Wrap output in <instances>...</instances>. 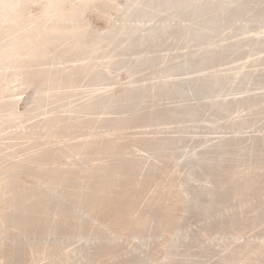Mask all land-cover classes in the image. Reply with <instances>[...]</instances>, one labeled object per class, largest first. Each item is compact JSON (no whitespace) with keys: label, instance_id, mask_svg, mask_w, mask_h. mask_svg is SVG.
I'll use <instances>...</instances> for the list:
<instances>
[{"label":"bare ground","instance_id":"6f19581e","mask_svg":"<svg viewBox=\"0 0 264 264\" xmlns=\"http://www.w3.org/2000/svg\"><path fill=\"white\" fill-rule=\"evenodd\" d=\"M128 0H126L127 2ZM133 1V0H132ZM135 1V0H134ZM133 1V2H134ZM146 0H144L145 2ZM157 1V0H156ZM162 1V0H159ZM174 1V0H173ZM172 1V2H173ZM177 1V0H176ZM175 1V2H176ZM220 1V0H219ZM251 1V0H250ZM136 2V1H135ZM138 2V1H137ZM141 2V1H140ZM163 2H165L163 0ZM162 2V7L164 6ZM168 2V1H167ZM171 1L168 3H171L174 5ZM180 2V1H179ZM183 2V1H181ZM254 2V1H253ZM107 3V4H106ZM129 3V2H128ZM185 3V2H184ZM34 4L39 5V12H35L32 7ZM101 4H106V6H101ZM130 4V3H129ZM128 4V5H129ZM132 4V3H131ZM143 4V3H141ZM169 4V5H171ZM177 4V3H176ZM260 4V3H259ZM127 5V6H128ZM145 5V4H144ZM148 5V4H147ZM158 5V4H157ZM186 5V4H185ZM207 5V4H206ZM253 5V4H252ZM251 5V7H252ZM264 5V4H261ZM130 6V5H129ZM134 6V5H132ZM138 6V5H137ZM141 6V5H140ZM153 6V5H152ZM175 6V5H174ZM180 6V5H178ZM197 6V5H196ZM260 6V5H259ZM105 7V8H103ZM136 7V6H135ZM133 7V8H135ZM144 7V6H143ZM149 6H146V8ZM161 7V8H162ZM168 7V6H167ZM185 7V6H183ZM182 7V8H183ZM187 7V6H186ZM254 7V6H253ZM252 7V8H253ZM258 7V6H256ZM261 7V6H260ZM264 7V6H263ZM261 7V9L263 8ZM173 8V7H172ZM175 8V7H174ZM240 8V7H239ZM131 7L127 9L125 12L126 14H129L131 12ZM144 9V8H143ZM155 9V8H154ZM165 11V7L163 8ZM170 9V6H169ZM178 9V8H177ZM196 9V8H195ZM255 9V8H254ZM260 9V11H261ZM89 10H95L98 12V14L106 17L109 22H111V25L108 30L106 31H98L93 29L87 19H86V13ZM126 9H124V6L119 3L118 0H0V143H10L8 145L5 144V148H0V261L3 259V250L5 252H8V255L14 252L17 256L19 251L22 249H25L26 247L31 249L35 255L40 254L41 250H45V254L47 253V249L52 247V245L56 244L55 242L49 241L48 238H51L53 236L58 237L60 236L62 239V236L67 231H73L76 232H83V235L85 233L91 234V238H95L96 236L100 237V235H97L98 229L101 231L103 228L106 230H110L109 233L107 232V235L113 234L114 239H103L100 241V239L94 240L92 244L89 243V246L91 250L81 249L80 254H77L78 256H81V253L84 258V262L78 261V263L81 264H96L95 262L97 260H100L101 257H104L106 253L110 256L108 262L107 260L102 264H131L129 260L120 261L118 260L119 253L123 252L116 248L115 240L118 238H121L120 236H130L135 239L138 235H144L148 234L151 230H154L155 232L158 231L159 233L166 232L171 229L172 226H178L174 230L175 233H177V230H180L179 235L181 233L182 236H187L184 230L180 228V221L171 214L170 209L166 206L164 203V200L160 197L161 193L156 191L154 187L151 186L152 180H153V173L154 170L159 166L158 164H161L162 162H165L166 160L160 159L163 156V153H165L167 148L170 149V147H167L166 140H169L167 137L160 138L158 137L156 139L148 140L145 138V140H142L143 138L141 136L137 140H132L130 144L122 143L123 138L127 136L125 132H132L133 128L136 127V125L132 128L131 124L136 123L144 124L149 120L151 123L152 117L162 118L160 114L156 115V112H160L158 109L157 111H153L152 109L150 111H146V113L142 114V108H147L145 106V100L137 99L136 100L131 97H128L126 99H120L118 98L113 99L112 96L105 94L104 92L102 95L101 92L99 94L101 95H95L91 102L87 103L86 105L83 104V102H80L81 104L78 105L75 103V106H72V102L69 104L66 102V99L68 98V95H73L72 93L77 90L80 83L84 81L91 82L96 80L100 81L102 78H105V74L107 72L111 75V66L114 64L123 63L124 59L127 57V52L134 49L136 46H139L142 44L139 41H136V39L133 37L134 34L137 32V23H132V20H130L131 17L127 18V16L123 19L118 18L119 14L122 11L124 12ZM134 10V9H133ZM132 10V11H133ZM138 10V9H137ZM141 10V9H140ZM139 10V12H140ZM149 10V8L147 9ZM158 10V9H157ZM175 10V9H174ZM232 10V9H231ZM263 10V9H262ZM145 11V10H143ZM248 11V10H247ZM258 11V10H257ZM148 12V11H147ZM162 12V11H161ZM171 12V11H170ZM175 12V11H174ZM199 12V11H198ZM135 13V12H134ZM137 13V12H136ZM146 13V12H145ZM145 13H141V16ZM152 12H150L151 14ZM157 13V12H156ZM164 13V12H163ZM167 13V12H166ZM165 13V14H166ZM122 14V13H121ZM162 14V13H161ZM160 14V16H161ZM169 14V12H168ZM167 14V15H168ZM173 14V12H172ZM245 14V13H244ZM132 15H135L132 13ZM130 15V16H132ZM140 15V14H139ZM157 15V14H156ZM170 15V14H169ZM251 15V14H250ZM256 15V14H255ZM263 15V13H262ZM261 15V16H262ZM171 16V15H170ZM199 16V15H198ZM219 16V15H218ZM234 16V15H233ZM236 16V15H235ZM116 17V18H115ZM136 17V15H135ZM144 18V16H142ZM151 17V16H150ZM167 17V16H165ZM174 17V16H173ZM182 17V16H181ZM184 17V16H183ZM189 17V16H188ZM192 17V15H191ZM133 18V17H132ZM138 18V16H137ZM136 18V19H137ZM141 18V17H140ZM142 18V20H144ZM159 18V17H158ZM136 19H134L136 22ZM149 19V18H148ZM174 19V18H172ZM185 19V18H184ZM208 19V18H207ZM213 19V18H212ZM139 19V21H142ZM169 20H171L169 18ZM166 20L165 21H169ZM186 20V19H185ZM138 21V22H139ZM153 21V20H151ZM181 21V20H180ZM160 22V21H159ZM170 22V21H169ZM172 22V20H171ZM175 22V21H174ZM183 22V21H182ZM189 22V21H188ZM199 22V21H198ZM262 22V21H261ZM140 23V22H139ZM144 23V22H143ZM152 23V22H151ZM156 23V22H155ZM154 23V24H155ZM161 23V22H160ZM177 23V21H176ZM193 23V22H192ZM197 23V21H196ZM209 23V22H208ZM150 25V23H148ZM147 24V25H148ZM153 24V23H152ZM158 24V23H157ZM162 24V23H161ZM254 24V23H252ZM140 25V24H139ZM146 26L145 24H143ZM141 25V27H143ZM243 25V24H242ZM153 26V25H152ZM157 26V25H156ZM159 26V25H158ZM163 26H165L163 24ZM162 26L163 31H165V28ZM169 26V25H167ZM174 26V25H173ZM197 26V25H195ZM203 26V25H202ZM210 26V25H209ZM236 26V25H235ZM238 26V25H237ZM257 26V25H256ZM147 27V26H146ZM170 27V26H169ZM251 27V26H250ZM254 27V26H253ZM139 28V27H138ZM144 28V27H143ZM154 28V27H153ZM157 28V27H156ZM233 28V27H232ZM150 29V28H149ZM159 29V28H158ZM248 29V28H247ZM169 30V29H167ZM257 30V29H256ZM143 31V30H142ZM149 31V30H148ZM162 31V32H163ZM181 31V30H180ZM253 31V29H252ZM140 32V30H139ZM137 32V33H139ZM153 32V30H152ZM170 33V31H168ZM173 32V31H172ZM179 32V31H178ZM241 32V31H240ZM263 32V31H262ZM136 33V34H137ZM148 33V32H147ZM167 33V32H165ZM163 32V34H165ZM226 33V32H225ZM260 33V31H259ZM159 34V33H158ZM168 34V33H167ZM174 34V33H172ZM181 34V33H180ZM227 34V33H226ZM254 34V33H253ZM142 35V34H141ZM153 35V34H152ZM145 36V35H144ZM151 36V35H150ZM166 36V35H165ZM169 36V35H168ZM167 36V37H168ZM171 36V35H170ZM227 36V35H226ZM260 36V35H259ZM263 36V35H262ZM158 37V36H157ZM156 37V38H157ZM161 37V36H159ZM166 37V39H167ZM216 37V36H215ZM220 37V36H219ZM251 37V36H249ZM138 38V36H137ZM148 38V36H147ZM151 38V37H150ZM164 38V37H163ZM160 39V38H159ZM198 39V38H197ZM146 40V39H145ZM170 40V39H169ZM168 40V41H169ZM257 40V39H256ZM260 40V39H259ZM156 41V40H155ZM163 42V40H161ZM165 42V41H164ZM263 42V41H262ZM160 43V42H159ZM166 43L167 40H166ZM171 43V42H169ZM188 43V41H187ZM205 44V43H204ZM147 45V44H146ZM155 45V44H154ZM157 45V44H156ZM164 45V44H163ZM167 45V44H166ZM166 45L164 47L166 48ZM169 45V44H168ZM184 45V44H183ZM144 47V46H143ZM148 47V46H147ZM161 47V46H160ZM223 47V46H222ZM154 48V47H153ZM263 48V47H262ZM160 49V48H159ZM164 49V48H163ZM147 50V49H146ZM154 50V49H153ZM165 50V49H164ZM252 50H254L252 48ZM135 51V50H134ZM163 51V50H162ZM260 51V50H259ZM182 52V51H181ZM192 52V51H191ZM149 53V52H148ZM161 54V52H158ZM132 54V53H131ZM137 54V53H136ZM144 54V53H143ZM153 54V51H152ZM159 54V55H160ZM244 54V53H243ZM251 53H249L250 55ZM130 55V54H129ZM157 55V54H156ZM163 55V54H162ZM165 55V54H164ZM173 55V54H172ZM133 56V54H132ZM154 56V55H152ZM161 56V55H160ZM200 56V55H199ZM246 56V55H245ZM163 57V56H162ZM197 57V56H196ZM252 57V55H251ZM259 57V56H258ZM157 58V57H156ZM167 58V57H166ZM205 58V56H204ZM131 59V58H130ZM147 57L145 55H142L139 58L138 61V67L143 65V61L145 62ZM150 59V58H149ZM153 59V58H152ZM158 59V58H157ZM222 59V58H221ZM97 60H100V64L97 65ZM103 60V61H102ZM148 60V59H147ZM216 60V59H214ZM131 61V60H130ZM189 61V58L188 60ZM148 62V61H147ZM151 62V61H150ZM192 62V61H191ZM221 62V61H220ZM129 63V62H128ZM127 63V64H128ZM135 63V62H134ZM195 63V62H194ZM198 63V62H197ZM202 63V62H201ZM205 63V62H204ZM208 63V62H207ZM227 63V62H226ZM148 64V63H147ZM153 65V63H150ZM155 64V62H154ZM158 64V65H157ZM163 64V62L161 63ZM233 64V63H232ZM149 65V64H148ZM151 65L149 67H151ZM201 65V64H200ZM116 66V65H115ZM113 66V67H115ZM156 66H159V62H156ZM187 66V65H186ZM205 66V65H204ZM208 66V65H207ZM213 66V65H212ZM262 66V65H261ZM155 67V66H154ZM162 67V66H161ZM248 67V66H247ZM263 67V66H262ZM127 68V67H126ZM130 66L127 68L129 69ZM134 68V66H133ZM147 68V67H145ZM156 68V67H155ZM205 68V67H203ZM249 68V67H248ZM120 69V68H118ZM122 69V68H121ZM154 69V68H153ZM161 69V68H159ZM199 69V67L197 68ZM217 69V68H216ZM243 69V68H242ZM125 70V69H124ZM133 70V69H132ZM147 70V69H146ZM152 70V69H151ZM150 70V71H151ZM157 70V69H156ZM155 70V71H156ZM208 70V69H207ZM241 70V68H240ZM117 71V68H116ZM121 71V70H118ZM117 71V72H118ZM141 71V69H140ZM149 71V68L148 70ZM178 71V70H177ZM196 71V70H195ZM201 71V70H200ZM215 71V70H214ZM239 71V70H238ZM258 71V70H257ZM113 72V71H112ZM132 72V71H131ZM145 73V70H143ZM152 72V71H151ZM149 72V75L150 73ZM167 72V71H166ZM183 72V71H182ZM190 72V71H189ZM204 72V71H203ZM217 72V70H216ZM221 72V71H220ZM225 72V71H224ZM243 72V71H242ZM261 72V71H260ZM115 73V72H114ZM119 73V72H118ZM136 73H140L137 72ZM184 73V72H183ZM219 73V72H218ZM245 73V72H244ZM250 73V72H249ZM106 74V75H107ZM133 74V72H132ZM148 74V73H146ZM168 74V73H167ZM188 74V73H187ZM191 74V73H190ZM193 74V73H192ZM199 74V73H198ZM202 74V73H201ZM131 75V74H130ZM140 75V74H139ZM186 75V74H185ZM197 75V74H196ZM206 75V73H205ZM213 75V74H212ZM223 75V74H222ZM225 75V74H224ZM249 75V74H248ZM108 76V75H107ZM129 76V75H128ZM143 76V74H142ZM146 76V75H145ZM173 77L172 75H170ZM195 76V75H194ZM218 76V75H217ZM220 76V75H219ZM231 76V74L229 75ZM241 76V75H240ZM247 76V75H246ZM118 77L115 76V78ZM133 77L134 74H133ZM144 77V76H143ZM183 77V76H182ZM196 77V76H195ZM201 77V76H200ZM208 77V76H206ZM215 77V75H214ZM228 77V76H227ZM226 77V79H227ZM235 77V76H234ZM244 77V76H243ZM258 77V76H257ZM109 78V77H108ZM129 78V77H128ZM132 77H130L131 79ZM141 78V76H140ZM146 78V77H145ZM144 78V79H145ZM152 78V77H151ZM167 78V77H166ZM165 78V79H166ZM180 78V77H179ZM205 78V77H204ZM203 78V79H204ZM229 78V77H228ZM232 78V77H230ZM263 80V76L261 77ZM138 79V76L137 78ZM143 79V78H142ZM140 79V80H142ZM155 79V78H154ZM157 79V78H156ZM188 79V78H186ZM199 79V78H198ZM208 79V78H207ZM213 79V77H212ZM218 79V77H217ZM243 79V78H240ZM116 80V79H115ZM134 80V79H131ZM147 80V79H146ZM150 80V77H149ZM152 80V79H151ZM181 80V79H180ZM183 80H185L183 78ZM190 80V79H189ZM195 80V79H194ZM201 80V79H200ZM205 80V79H204ZM211 80V79H210ZM208 80V81H210ZM221 80V79H220ZM111 81V80H109ZM108 81V84H109ZM145 81V80H144ZM148 81V80H147ZM191 81V80H190ZM207 81V80H206ZM215 80L213 79V82ZM227 81V80H226ZM225 81V82H226ZM230 81V80H229ZM232 81V80H231ZM257 81V80H256ZM104 82V81H103ZM107 82V81H105ZM121 82V81H120ZM124 82V81H123ZM143 82V81H141ZM192 82V81H191ZM199 82V80H198ZM211 82V81H210ZM216 82V81H215ZM222 82V81H221ZM224 82V77H223ZM222 82V83H223ZM234 82V81H233ZM232 82V83H233ZM240 82V81H238ZM102 83V82H101ZM100 83V84H101ZM114 83V82H113ZM118 83V82H117ZM133 82H131L132 84ZM135 83V82H134ZM140 83V82H139ZM147 83V82H146ZM149 83V81H148ZM220 83V82H219ZM244 83V82H243ZM253 83V82H252ZM251 83V85H253ZM85 84V83H84ZM94 84V83H93ZM92 84V85H93ZM106 84V83H105ZM107 84V86H108ZM136 84V83H135ZM175 84V83H174ZM180 84V82H179ZM187 84V83H186ZM185 84V85H186ZM190 84V83H189ZM196 84V82L194 83ZM201 84V82H199ZM198 84V85H199ZM203 84V82H202ZM205 84V83H204ZM213 84V83H212ZM221 84V83H220ZM227 84V83H226ZM225 84V86H226ZM88 85V84H87ZM96 86V84H94ZM99 86V84H97ZM103 85V84H102ZM101 85V86H102ZM112 85V84H111ZM114 85V84H113ZM142 83L139 84V88ZM156 85V83H155ZM197 85V86H198ZM240 85V84H239ZM245 85V84H244ZM35 87V100L33 107L24 112L20 113L15 110V107H11L15 104V92L25 89L27 87ZM90 86V85H89ZM98 86L97 89H98ZM132 86V85H131ZM134 86V84H133ZM132 86V87H133ZM136 85L135 87H137ZM143 86V85H142ZM141 86V87H142ZM145 86V82H144ZM143 86V87H144ZM191 86V85H190ZM213 86V85H209ZM219 86V85H218ZM223 87V85H221ZM228 86V85H227ZM262 86V85H261ZM264 86V85H263ZM33 87V89H34ZM88 87V86H87ZM93 87V86H92ZM94 87V88H96ZM100 87V86H99ZM105 87V86H104ZM114 87V86H113ZM131 87V88H132ZM134 87V89H135ZM142 87V88H143ZM149 87V85H148ZM189 87V86H188ZM193 87V86H192ZM191 87V88H192ZM196 87V86H195ZM194 87V88H195ZM206 87V85H205ZM220 87V86H219ZM241 87V86H240ZM32 88V87H31ZM83 88V87H82ZM108 88V87H105ZM126 88V87H125ZM124 88V89H125ZM141 88V89H142ZM145 88V87H144ZM143 88V89H144ZM185 88V87H184ZM198 88V87H196ZM204 88V87H203ZM216 88V85H215ZM214 88V89H215ZM218 88V87H217ZM221 88V87H220ZM225 88V87H224ZM92 89V88H91ZM103 90V86L101 88ZM114 89V88H112ZM126 88V91L127 92ZM138 89V88H137ZM141 89L139 91H141ZM147 89V88H146ZM187 89V88H186ZM184 89V92L185 90ZM212 89V88H211ZM226 89V88H225ZM233 89V88H232ZM244 89V88H243ZM27 90V89H26ZM82 90V89H81ZM96 90V89H95ZM111 90V88H110ZM108 90V91H110ZM133 90V88H132ZM150 90V89H149ZM172 90V89H171ZM175 90V89H173ZM178 90V88H177ZM180 90V89H179ZM205 90V89H203ZM201 89V91H203ZM219 90V88H218ZM241 90V89H240ZM86 90L84 89V92ZM88 91V90H87ZM99 91V90H97ZM112 91V90H111ZM110 91V92H111ZM122 92V95L124 93ZM138 91V90H137ZM182 91V90H181ZM180 91V92H181ZM212 91V90H211ZM227 91V90H226ZM237 91V90H236ZM242 91V90H241ZM248 91V90H247ZM264 91V90H263ZM34 92V91H33ZM90 92V91H89ZM94 92V91H93ZM92 92V94H93ZM134 92V90H133ZM131 92V93H133ZM145 91H142L143 93ZM175 92V91H174ZM179 91H177L178 93ZM203 91V93H205ZM218 92V91H217ZM221 92V91H220ZM234 92L235 91H231ZM240 92V91H239ZM83 93V92H82ZM80 93V94H82ZM88 93V92H87ZM98 93V92H97ZM121 93V92H120ZM146 93V92H145ZM173 93V92H172ZM183 93V92H182ZM189 93V91H188ZM214 93V91H213ZM23 94V92H22ZM91 94V93H90ZM91 94V95H92ZM96 94V93H95ZM128 94V93H127ZM134 94V93H133ZM138 93L137 95H139ZM185 94V93H184ZM196 94V93H195ZM192 94L194 98V95ZM211 94V93H210ZM215 94V93H214ZM225 94V93H224ZM227 94V93H226ZM236 94V93H235ZM244 94V93H243ZM260 94V93H259ZM125 95V94H124ZM132 95V94H131ZM150 95V93H149ZM171 95V94H170ZM179 95V94H178ZM182 95V94H181ZM186 95V94H185ZM198 95V93H197ZM196 95V97H198ZM203 95V94H202ZM206 95V94H205ZM216 95V94H215ZM214 95V96H215ZM221 95V94H220ZM219 95V96H220ZM223 95V94H222ZM253 95V94H251ZM249 95V97L251 96ZM84 96V94H83ZM130 96V95H129ZM145 96V95H144ZM148 96V95H147ZM167 96V95H166ZM209 96V94L207 95ZM212 96V95H210ZM246 96V94H245ZM70 97V96H69ZM72 97V96H71ZM70 97V98H71ZM80 97V96H79ZM86 97V96H85ZM92 97V96H91ZM116 97V96H114ZM126 97V96H124ZM123 97V98H124ZM150 96H148L149 98ZM164 97V96H163ZM175 96H173L174 98ZM184 97V96H183ZM189 97V96H188ZM202 97V96H201ZM217 97V95H216ZM226 97V96H225ZM244 97V96H242ZM241 97V98H242ZM89 98V97H88ZM147 98V97H146ZM178 99V96L175 97ZM174 98V99H175ZM180 98V97H179ZM182 98V97H181ZM186 98V97H185ZM200 97H198L199 99ZM204 98V96H203ZM207 98V97H206ZM222 98V97H221ZM77 99V98H74ZM197 100V102H199ZM205 99V98H204ZM208 99V98H207ZM206 99V100H207ZM224 99V98H223ZM246 99V98H245ZM68 100V99H67ZM81 100V99H80ZM86 100V99H85ZM148 100V99H147ZM146 102L148 103V101ZM173 100V99H172ZM179 100V99H178ZM177 100V101H178ZM182 100V99H181ZM184 100V99H183ZM182 100V102H183ZM190 100V99H189ZM200 100V99H199ZM209 100V99H208ZM212 100V99H211ZM216 100V99H215ZM229 100V99H228ZM248 100V99H247ZM32 101V100H31ZM74 101V100H73ZM176 101V100H175ZM174 101V102H175ZM176 101V104L178 102ZM194 101V100H193ZM192 101V102H193ZM202 101V100H200ZM218 102V100H216ZM222 101V100H221ZM254 101V100H253ZM42 102H45L42 104ZM172 102V101H171ZM207 102V101H206ZM212 101H210L211 103ZM220 102V101H219ZM226 102V101H225ZM230 102V101H228ZM233 102H235L233 100ZM145 103V104H143ZM152 103V101H151ZM161 103V102H160ZM165 103V101H164ZM181 103V102H180ZM187 103V102H186ZM189 103V102H188ZM209 103V101H208ZM208 103H206L208 105ZM224 103V102H223ZM237 103V102H236ZM77 104V105H76ZM149 104V103H148ZM147 104V105H148ZM167 104V103H165ZM174 104V103H172ZM192 104V103H191ZM195 104V102H194ZM193 105V108L194 107ZM198 104V103H197ZM205 104V102H204ZM213 104V103H212ZM222 104V103H221ZM227 104V102H226ZM230 104V103H229ZM232 104V103H231ZM47 106V110L45 109V106ZM163 105V104H162ZM169 105V103L167 104ZM189 105V104H187ZM196 105V104H195ZM199 105V104H198ZM210 105V104H209ZM217 104H215V107ZM233 105V104H232ZM50 106V107H49ZM53 106V107H52ZM144 106V107H143ZM158 106V105H157ZM171 106V105H170ZM180 106V105H179ZM178 106V107H179ZM201 106V105H200ZM211 107L213 105H210ZM209 106V107H210ZM221 106V105H220ZM241 106V105H240ZM152 107V105H151ZM155 109V106H153ZM185 107V104H184ZM189 107V106H187ZM192 107V106H191ZM202 107V106H201ZM208 107V106H206ZM232 107V106H231ZM261 107V106H260ZM150 108V107H149ZM164 108H168L167 106ZM162 108V109H164ZM181 108V107H180ZM219 108V107H218ZM222 108L223 105H222ZM220 108L219 110L221 111ZM264 108V107H263ZM122 109V110H121ZM161 109V110H162ZM170 109V107H169ZM179 109V108H178ZM201 111V108H199ZM205 109V108H204ZM203 109V110H204ZM234 109V108H233ZM232 109V110H233ZM238 109V108H237ZM175 110V109H174ZM182 110V109H181ZM184 110V109H183ZM187 109H185L186 111ZM202 110V111H203ZM210 110V108H209ZM213 110V108H212ZM216 109H214L215 111ZM224 110V109H222ZM261 110V109H260ZM144 111V110H143ZM166 111V110H163ZM169 111V110H168ZM178 111V110H177ZM188 111V110H187ZM192 111V110H190ZM199 111V112H200ZM201 111V112H202ZM229 111V110H228ZM231 111V108H230ZM229 111V112H230ZM234 111V110H233ZM157 112V113H158ZM174 112V111H173ZM176 112V111H175ZM183 112V111H182ZM208 112V111H207ZM212 112V111H210ZM228 112V113H229ZM115 113L117 116L115 117H108L110 114ZM162 113V112H161ZM168 113V112H166ZM170 113V112H169ZM168 113V114H169ZM177 113V112H176ZM187 113V112H186ZM190 113V112H189ZM188 113V115H189ZM219 113V112H218ZM227 113V114H228ZM238 113V112H237ZM44 115V119H39L36 121H33L36 119L37 115ZM172 114V113H170ZM180 114V113H179ZM193 114H195L193 112ZM192 114V115H193ZM200 114V113H199ZM204 114V113H203ZM206 114V113H205ZM210 114V113H209ZM208 114V116H209ZM226 114V115H227ZM233 114V113H232ZM255 114V113H253ZM154 115V116H153ZM173 115V114H172ZM241 115V114H240ZM111 116V115H110ZM166 116V114H164ZM183 116V115H182ZM179 116V117H182ZM212 116V114H211ZM214 116V115H213ZM216 116V115H215ZM220 116V114H218ZM217 116V117H218ZM172 117V116H171ZM177 117V116H175ZM186 117V116H185ZM188 117V116H187ZM195 117V116H194ZM197 117V116H196ZM228 117V116H227ZM233 117V116H232ZM148 118V119H147ZM174 118V117H172ZM190 118V116L188 117ZM205 118V115H204ZM203 118V119H204ZM209 118V117H208ZM207 118V119H208ZM212 117H210L211 119ZM214 118V117H213ZM231 118V117H230ZM235 118V117H234ZM239 118V117H238ZM242 118V117H241ZM263 118V117H262ZM157 119V120H158ZM168 119V118H167ZM175 119V118H174ZM192 119V118H191ZM209 119V120H210ZM219 119V118H218ZM226 119V118H225ZM232 119V118H231ZM160 120V119H159ZM177 120V119H176ZM181 120V119H180ZM186 120V119H185ZM193 120V119H192ZM202 120V119H201ZM205 120V119H204ZM213 120V119H212ZM236 120V119H235ZM247 120V119H246ZM253 120V119H252ZM161 121V120H160ZM167 121V120H166ZM179 121V120H178ZM183 121V120H182ZM190 121V120H189ZM187 121V122H189ZM200 121V119H199ZM218 121V120H217ZM217 121L214 120V123H217ZM238 121V120H237ZM264 121V120H263ZM262 121V122H263ZM165 122V121H164ZM169 122V120H168ZM191 122V121H190ZM223 123V120L221 121ZM229 122V120H228ZM246 122V121H245ZM148 123V122H147ZM153 123V122H152ZM171 123V122H169ZM180 123V121L178 122ZM185 123V121H184ZM183 123V124H184ZM203 123V122H202ZM200 122V125L202 124ZM209 123H211L209 121ZM224 123H226L224 121ZM230 123V122H229ZM237 123V122H236ZM257 123V122H256ZM163 124V123H162ZM174 124V123H173ZM172 124V125H173ZM177 124V123H176ZM175 124V125H176ZM191 124V123H189ZM199 124V123H198ZM197 124V125H198ZM238 124V123H237ZM151 125V124H150ZM149 125V127H150ZM154 125V124H153ZM153 125L151 127H153ZM157 125V124H156ZM167 125V124H166ZM164 124V126L166 127ZM179 125V124H178ZM205 125V124H204ZM208 125V124H206ZM210 125V124H209ZM212 125V124H211ZM215 125V124H214ZM212 125V127L214 126ZM231 125V124H230ZM239 125V124H238ZM141 126V125H140ZM147 126V125H146ZM170 126V125H169ZM228 126V125H227ZM254 126V125H253ZM129 127L132 128V130L128 131ZM142 127V126H141ZM140 127V129H141ZM144 127V125H143ZM163 127V126H162ZM161 127V128H162ZM186 127V125H185ZM202 127V125H201ZM216 127V126H215ZM214 127V128H215ZM218 127V126H217ZM220 127V126H219ZM224 127V126H223ZM137 128V127H136ZM145 128V127H144ZM148 128V127H147ZM155 128V127H154ZM160 128V129H161ZM168 128V127H167ZM173 128V127H170ZM178 128V126H177ZM184 128V126H183ZM206 128V127H205ZM227 129V127L225 126ZM231 128V127H230ZM228 130H231V129ZM244 128V127H243ZM253 128V127H252ZM6 129V130H5ZM138 129V128H137ZM150 129V128H149ZM148 129V131H149ZM156 134H157V129ZM182 130V128H179ZM192 129V128H191ZM190 129V130H191ZM195 129V128H194ZM197 129V126H196ZM195 129V130H196ZM216 129V128H215ZM220 129V128H219ZM224 129V128H223ZM144 130V129H143ZM146 130V128H145ZM144 130V131H145ZM166 130V128H165ZM168 130V129H167ZM166 130V132H167ZM171 130V129H170ZM174 130V129H173ZM176 130V129H175ZM174 130V131H175ZM180 130V131H181ZM188 130V129H186ZM184 130V131H186ZM194 130V131H195ZM208 130V129H207ZM214 130V129H213ZM218 130V129H217ZM222 130V129H221ZM225 130V129H224ZM227 130V131H228ZM242 130V129H240ZM248 130V129H247ZM138 131V130H137ZM142 131V130H141ZM163 131V130H162ZM172 131V130H171ZM189 131V130H188ZM186 131V132H188ZM193 132V130H191ZM202 131V130H201ZM200 131V133H201ZM204 131V130H203ZM226 131V132H227ZM140 132V131H138ZM152 132V131H151ZM149 132V136L151 137ZM183 132V131H182ZM181 132V133H182ZM198 132V129H197ZM216 132V131H215ZM220 132V130H219ZM241 132V131H240ZM239 132V133H240ZM248 132V131H247ZM169 133V132H168ZM177 133V132H176ZM179 133V132H178ZM177 133V134H178ZM214 133V132H213ZM222 133V132H221ZM220 133V134H221ZM225 133V132H223ZM230 133V131H229ZM238 133V134H239ZM256 133V132H255ZM254 133V134H255ZM128 134V133H127ZM140 134V133H139ZM155 134V135H156ZM167 134V133H166ZM191 134V133H190ZM204 134V133H203ZM210 134V133H208ZM212 134V132H211ZM217 134V133H214ZM132 135V134H131ZM141 135V134H140ZM154 135V136H155ZM159 135V134H158ZM173 135V134H172ZM181 135V134H180ZM205 135V134H204ZM219 135V134H218ZM222 135V134H221ZM229 135V134H228ZM133 137L136 136L132 135ZM131 136V137H132ZM153 136V135H152ZM157 136V135H156ZM160 136V135H159ZM164 136V135H163ZM169 136V135H168ZM173 136H176L173 135ZM178 136V135H177ZM185 137H187L184 134ZM196 136V135H195ZM199 136V135H197ZM203 136V135H202ZM206 136V135H205ZM204 136V137H205ZM223 136V135H222ZM238 136V135H237ZM241 136V135H240ZM257 136V134H256ZM259 136V135H258ZM53 137L57 138V140H52ZM128 137V136H127ZM131 137H129L131 139ZM148 137V136H147ZM172 137V136H171ZM183 137V133H182ZM180 137V138H182ZM184 137V138H185ZM190 137V135H189ZM188 137V138H189ZM209 137V136H208ZM220 137V135L218 136ZM217 137V138H218ZM227 137V136H226ZM243 137V136H242ZM248 137V136H247ZM255 137V136H254ZM260 137V136H259ZM2 138V139H1ZM136 138V137H135ZM134 138V139H135ZM167 138V139H166ZM177 138V137H176ZM187 138V139H188ZM203 138V137H202ZM206 138V137H205ZM223 138V137H222ZM221 138V139H222ZM234 138V135L233 137ZM240 138V137H239ZM127 139V138H126ZM173 140L172 138H170ZM178 139V138H177ZM183 139V138H182ZM186 139V138H185ZM215 139V137H214ZM220 139V140H221ZM227 139V138H226ZM235 139V138H234ZM238 139V138H237ZM253 139V138H252ZM256 139V138H255ZM258 139V138H257ZM122 140V141H121ZM129 140V139H128ZM180 140V139H179ZM178 140V142H179ZM195 140V139H194ZM198 140V139H197ZM201 140V139H200ZM210 142L211 140L208 139ZM247 140V139H245ZM125 141V140H124ZM182 141V140H181ZM185 141V140H183ZM181 146L183 145V142ZM190 141V139H189ZM207 141V139H206ZM215 141V140H214ZM218 141V140H216ZM215 141V142H216ZM222 141V140H221ZM173 141H169V143H172ZM198 142V141H197ZM209 142V143H210ZM220 142V141H219ZM226 142V141H224ZM249 142V141H248ZM192 143V142H190ZM203 143V142H202ZM212 143V142H211ZM217 143V142H216ZM239 143V142H238ZM257 143V142H256ZM261 143V141L259 142ZM175 144V143H174ZM180 144V143H179ZM195 144V143H194ZM193 144V146H194ZM198 144V143H197ZM201 144V143H200ZM213 144V143H212ZM236 144V143H235ZM255 144V143H254ZM4 145V144H3ZM146 145H150L147 147ZM169 145V144H168ZM171 145V144H170ZM204 145V143H203ZM215 145V143H214ZM227 145V144H226ZM264 145V144H263ZM173 146V144H172ZM175 146V145H174ZM188 146V145H186ZM191 146V145H190ZM202 146V145H201ZM205 146V145H204ZM216 146V145H215ZM218 146V145H217ZM220 146V145H219ZM222 146V145H221ZM225 146V144H224ZM223 146V147H224ZM228 146V145H227ZM226 146V147H227ZM252 146V144H251ZM17 147V148H15ZM132 147H136L135 150L148 148L151 154L156 157L158 161L155 159V163H151L149 165V172L146 173L144 169L143 173L138 175V170L140 169L141 165L139 162L137 163L132 155H129L130 152L133 150ZM166 147V148H165ZM185 147V146H184ZM197 148V146H195ZM212 147V146H211ZM230 147V145H229ZM138 148V149H137ZM207 148V147H206ZM219 148V147H217ZM222 148V147H221ZM228 148V147H227ZM236 148V147H235ZM258 148H260L258 146ZM263 148V147H262ZM132 149V150H130ZM164 149L166 151H164ZM168 149V150H169ZM182 149V148H181ZM184 149V148H183ZM193 149V148H192ZM231 149V147H230ZM144 150V149H143ZM179 150V149H177ZM185 150V149H184ZM203 150V147H202ZM214 150V149H212ZM211 150V151H212ZM216 150V149H215ZM214 150V152H215ZM222 150V149H221ZM225 150V149H224ZM229 150V149H228ZM227 150V151H228ZM259 150V149H258ZM134 151V150H133ZM142 151V150H140ZM171 151V150H170ZM169 151V152H170ZM182 151V150H181ZM188 151V150H186ZM206 151V150H205ZM226 151V150H225ZM230 151V150H229ZM232 151V150H231ZM192 152V151H191ZM196 152V151H195ZM224 152V151H223ZM222 152V153H223ZM239 152V151H237ZM259 152V151H257ZM143 153V152H142ZM148 153V152H145ZM179 152L177 151V154ZM183 153V152H182ZM181 153V154H182ZM217 153V152H216ZM226 153V152H225ZM264 153V152H263ZM144 154V153H143ZM150 154V153H149ZM169 154V153H168ZM167 154V155H168ZM174 154V152L172 153ZM171 154V155H172ZM175 154V155H177ZM191 154V153H190ZM206 154V153H205ZM228 154V152H227ZM231 154V153H230ZM249 154V153H248ZM129 155L128 157H126ZM142 155L141 153L139 154ZM180 155V153H179ZM178 155V158H179ZM193 155V153H192ZM197 155L194 154V156ZM204 155V153H203ZM217 155V154H216ZM219 155V154H218ZM223 155V154H222ZM234 155V154H233ZM247 154H244V156ZM174 156V155H173ZM181 156V155H180ZM186 156V155H185ZM199 156V155H198ZM237 156V155H236ZM233 156V157H236ZM262 156V155H261ZM136 157V156H135ZM142 157V156H141ZM148 156H145V158ZM152 157V156H151ZM160 157V158H159ZM212 157V156H211ZM216 157V156H215ZM222 157V156H221ZM225 157V156H224ZM227 158L231 156H226ZM263 157V156H262ZM66 159L69 163H65L62 166H56L48 170H45L44 167L48 166L49 164L56 162L59 159ZM143 158V159H145ZM186 158V157H185ZM191 158V156H190ZM198 159V157H195L194 159ZM200 158V157H199ZM209 158V157H208ZM248 158V157H247ZM259 158V157H258ZM147 159V158H146ZM152 160V158H150ZM177 158H175L176 160ZM193 159V157L191 158ZM190 159V160H191ZM226 159V158H225ZM230 159V158H229ZM241 159V158H240ZM239 159V160H240ZM250 159V158H249ZM256 159V158H255ZM260 159V158H259ZM137 160V159H136ZM139 160V159H138ZM142 160V159H140ZM150 160V162H151ZM173 160V159H172ZM188 160V159H186ZM189 160V161H190ZM220 160V159H219ZM227 160V159H226ZM66 161V162H67ZM143 161V160H142ZM145 161V160H144ZM143 161V163H144ZM147 161V160H146ZM145 161V162H146ZM149 161V159H148ZM147 161V162H148ZM168 161V160H167ZM185 161V160H183ZM181 161V162H183ZM229 161V160H228ZM231 161V160H230ZM243 161V160H242ZM249 161V160H248ZM252 161V160H251ZM193 162V161H192ZM198 162V161H197ZM200 162V161H199ZM198 162V163H199ZM201 162H204V164L199 165L198 163H193L190 167V175L188 179H191L192 177L195 178V172L198 170V174L201 171V173L205 176L204 184H202V190L201 187L199 189V192L194 196L191 197V202L189 205L191 207L188 211H195L194 214L200 215V219L208 223L210 220H214V218H218V212L220 210L224 211L222 213V216L219 217L220 224L224 225L225 223L224 219H227L228 216L233 217L235 215V209L231 208L232 203L227 202V204L224 201V196L226 195L225 191L228 190L229 187H231L232 184H234V179L239 178L240 180L244 182V179H246V176H249V174L246 171H243L242 173L245 175H239V177L235 176V171H232V169H228L229 163L225 162L228 166L224 168L225 166H222L219 164V162L224 163L222 161H219L217 164L213 162V160H207L204 157H201ZM216 162V161H215ZM234 162V160H233ZM237 162V161H236ZM177 163V162H176ZM179 163V162H178ZM224 163V164H225ZM232 163V162H231ZM240 163V161H239ZM249 163V162H248ZM253 163V162H252ZM259 164V162H257ZM261 163V161H260ZM80 164V165H79ZM169 164V161H168ZM167 164V165H168ZM185 165V163L183 162ZM234 164V163H233ZM251 164V163H250ZM148 165V164H147ZM166 165V163H164ZM187 165V164H186ZM190 165V164H189ZM236 165V164H235ZM233 165V166H235ZM240 165V164H239ZM64 166H67L63 169ZM73 166H76L73 168ZM231 166V165H230ZM237 166V165H236ZM247 166V165H246ZM255 167V165H253ZM264 166V165H263ZM242 167V166H241ZM62 168V169H61ZM143 168V167H142ZM179 168V167H178ZM183 168V167H181ZM187 168V167H186ZM253 168V167H251ZM257 168V167H256ZM259 168V167H258ZM261 168V167H260ZM158 169V168H157ZM189 167L187 168V170ZM239 169V168H238ZM141 170V169H140ZM177 170V169H176ZM185 170V169H184ZM235 170V169H234ZM253 170V169H252ZM141 171V172H142ZM251 171V169H250ZM249 171V172H250ZM235 172V173H234ZM240 172V171H239ZM246 172V173H245ZM255 172V171H254ZM261 172V171H260ZM156 173V172H155ZM188 173V171H187ZM259 173V172H258ZM21 174H29L33 175L34 177H37L46 188L49 189L50 192L54 193H47L48 190L42 189L43 187H40L38 185H29L27 186L25 182L21 179ZM185 174V173H184ZM257 174V173H256ZM157 175V174H156ZM237 175V174H236ZM176 176V175H175ZM183 176V175H182ZM187 177L186 175H184ZM260 176V175H259ZM201 177V176H200ZM262 177V176H261ZM264 177V176H263ZM258 178V177H257ZM256 178V179H257ZM185 180V179H184ZM248 179H246L247 181ZM252 180V179H251ZM254 180V179H253ZM239 180L236 181V183ZM245 181V182H246ZM193 182V180H192ZM198 182V181H197ZM200 182V181H199ZM253 182V181H252ZM186 183V181L184 182ZM240 183V182H239ZM247 183V182H246ZM184 184V185H185ZM199 184V183H198ZM241 184V183H240ZM248 184V183H247ZM247 184H242V186L237 187L234 190V194H232L230 198L232 201H240V204L237 205V207H246L249 204L253 203V200H251L249 196V200H244V197L246 195V191L249 188ZM194 185V184H193ZM263 185V184H262ZM196 186V185H195ZM200 186V184L198 185ZM233 186V185H232ZM237 186L234 184V187ZM190 187V186H189ZM252 187V186H251ZM187 188V187H186ZM193 188V187H190ZM198 188V187H197ZM258 188V187H257ZM189 189V188H188ZM187 189V190H188ZM184 190V189H183ZM232 190V191H233ZM251 191V190H250ZM263 191V190H262ZM232 193V192H230ZM56 194V195H55ZM188 194V193H187ZM253 194V192L251 193ZM248 195V194H247ZM188 196V195H187ZM247 197V196H246ZM245 197V199H246ZM65 200H62L64 199ZM188 198V197H187ZM248 198V197H247ZM237 201V202H238ZM187 202V200H186ZM188 202V203H189ZM251 202V203H250ZM235 203V202H234ZM236 204V203H235ZM187 206V205H186ZM185 206V207H186ZM236 206V205H235ZM251 206V205H250ZM188 208V207H186ZM236 208V207H235ZM250 208V207H249ZM82 211L83 213H86L91 221L88 223L87 226L86 221L83 220V218L78 215V211ZM238 208H236L237 210ZM242 210V209H241ZM249 210V209H248ZM227 211L228 215L224 214ZM240 211V210H239ZM244 211V210H243ZM246 211V210H245ZM81 212V213H82ZM187 212V211H186ZM199 213V214H198ZM239 213V212H238ZM188 214V213H187ZM186 214V215H187ZM234 214V215H233ZM243 214V213H242ZM221 215V214H220ZM185 216V215H184ZM189 216V215H188ZM187 217V216H185ZM235 217V216H234ZM189 218V217H188ZM198 218V219H199ZM239 218V216H238ZM86 219V218H84ZM237 219V218H236ZM183 220V219H181ZM212 220V221H213ZM218 220V219H216ZM229 220V219H228ZM227 220V221H228ZM246 220L244 217L235 222L234 219H231V223H233V227L235 223L237 225L244 224L243 221ZM191 221V218H190ZM88 222V221H87ZM197 222V221H196ZM214 222V221H213ZM212 222V223H213ZM179 223V224H178ZM186 221L184 222V224ZM200 223V222H198ZM230 223V224H231ZM251 223V222H250ZM210 224V222H209ZM229 224V222H228ZM183 225V224H182ZM186 225V224H185ZM185 225H183L185 227ZM194 225V223H193ZM206 225V224H205ZM204 225V226H205ZM263 225V224H262ZM191 226V225H190ZM217 225H215L216 227ZM246 226V225H245ZM244 226V227H245ZM187 227H189L187 225ZM200 227V226H199ZM208 227V226H207ZM224 227V226H223ZM230 230L231 234L233 236L241 235L245 236L247 232H244V229H239V226L237 227L238 230H241L240 232L236 230V232H233ZM241 227V225H240ZM252 227V225H251ZM156 228V230H155ZM210 228V227H209ZM229 228V227H228ZM235 228V227H234ZM69 229V230H67ZM195 229H197L195 227ZM202 229V228H201ZM200 228L198 230H201ZM204 231H208L207 228L204 227ZM218 229V228H217ZM220 229V228H219ZM226 229V228H225ZM254 229V228H253ZM149 230V231H148ZM192 230V228H191ZM203 230V229H202ZM213 230V229H212ZM211 230V231H212ZM228 230V229H227ZM45 231V233L43 232ZM87 231V232H86ZM99 231V234H100ZM104 231V230H103ZM186 231V230H185ZM188 231V230H187ZM198 231L200 234H206L205 232ZM216 231V230H215ZM224 231V230H223ZM259 231V230H258ZM72 232V233H73ZM106 232V231H105ZM104 232V233H105ZM152 232V231H151ZM149 232V234L151 233ZM154 232V233H155ZM202 232V233H201ZM229 232V231H228ZM229 232V233H230ZM177 233V235H178ZM198 233V235H199ZM215 233V232H214ZM264 233V232H263ZM12 234H15V236H18L20 239H25L26 237H30L26 241V243L23 242H13L12 241ZM63 234V235H62ZM70 235L71 232H69ZM68 234V235H69ZM102 234V232H101ZM153 233H151L152 235ZM157 235V233H155ZM174 234V233H173ZM220 234V233H218ZM251 234V233H250ZM249 234V235H250ZM255 234V233H254ZM150 235V236H151ZM176 235V234H174ZM174 235L172 237H174ZM209 235V234H208ZM214 235V234H213ZM217 235V234H216ZM228 235V234H227ZM230 235V234H229ZM237 235V236H238ZM259 235V234H258ZM10 236V237H9ZM191 236H195L192 235ZM240 236V237H241ZM257 236V235H255ZM9 237V239H7ZM96 237V238H97ZM129 237V238H130ZM154 237V236H153ZM157 237V236H156ZM178 237V236H177ZM176 237V238H177ZM198 237V236H197ZM214 236H211L213 238ZM228 237V236H227ZM69 238V237H65ZM89 238V239H91ZM95 238V239H96ZM101 238V237H100ZM108 238V237H107ZM151 238V237H150ZM149 238V239H150ZM181 238V237H180ZM179 238V239H180ZM187 238V237H186ZM185 238V239H186ZM191 238V237H190ZM209 238V237H208ZM207 238V239H208ZM216 238V237H215ZM214 238V240H215ZM221 238V237H219ZM218 238V239H219ZM224 238V236H223ZM231 238V237H230ZM233 238V237H232ZM6 239V240H5ZM14 239V238H13ZM58 237V240H60ZM84 239V237H83ZM102 239V238H101ZM128 239V237H127ZM131 238V240H133ZM137 239H139L137 237ZM184 239V240H185ZM193 239V238H191ZM190 239V240H191ZM195 239V238H194ZM201 239V238H200ZM200 241L202 244L201 240ZM205 239V238H204ZM238 239V238H237ZM240 239V238H239ZM52 240V239H50ZM55 240V239H54ZM63 240V239H62ZM68 240V239H67ZM79 240V239H78ZM87 240V239H86ZM107 240V241H106ZM125 240V239H124ZM146 240V236L145 239ZM148 240V239H147ZM152 240V239H151ZM155 240V239H153ZM152 240V241H153ZM173 240V239H172ZM175 240V239H174ZM188 240V239H187ZM210 240V239H208ZM213 240V239H212ZM217 240V239H216ZM230 240V239H229ZM244 240V239H243ZM253 240V239H252ZM64 241V240H63ZM119 241H122L119 240ZM126 241V240H125ZM138 240L137 242H139ZM143 241V240H141ZM182 241V240H181ZM192 241V240H191ZM205 241V240H204ZM224 241V239H223ZM226 241V240H225ZM224 241V242H225ZM233 241V239L231 240ZM229 241L230 243H232ZM247 241V240H246ZM251 241V240H248ZM54 244H51V243ZM58 242V241H56ZM60 242V241H59ZM83 242V241H82ZM92 242V241H90ZM136 245L141 243H136V240L132 241ZM151 242V241H150ZM173 242V241H172ZM177 242V241H176ZM186 242V240L184 241ZM189 242V241H188ZM195 242V241H194ZM68 243V242H67ZM81 243V242H80ZM85 243V242H84ZM129 243V242H128ZM131 243V242H130ZM129 243V244H130ZM149 243V241H148ZM154 243V242H153ZM192 243V242H191ZM190 243V244H191ZM222 243V242H221ZM229 243V244H230ZM241 243V242H240ZM59 244V243H58ZM62 244V243H61ZM119 246L120 243H118ZM117 244V245H118ZM133 244V243H132ZM133 244V246L135 245ZM147 244V241H146ZM144 243V245H146ZM152 244V243H151ZM171 244V242H170ZM179 244V241H178ZM193 244V243H192ZM196 244V243H195ZM200 244V243H199ZM243 244V242H242ZM248 244V243H246ZM245 244V246H247ZM78 245V244H77ZM76 245V246H77ZM84 244L81 243L80 246H83ZM143 245V244H142ZM150 245V243H149ZM173 245V244H172ZM171 245V246H172ZM176 246V244H174ZM185 245V243H184ZM194 245V244H193ZM218 245V244H217ZM237 245V243H235ZM234 245V246H235ZM239 245V244H238ZM241 245V244H240ZM248 245H252L251 243ZM264 246V244L262 243ZM261 245V246H262ZM57 246V245H56ZM79 246V247H80ZM117 246V247H119ZM128 246V245H127ZM132 246V245H131ZM140 246V245H139ZM169 246V245H168ZM192 245H189V247ZM203 246V245H202ZM201 246V247H202ZM225 246V244L223 245ZM222 246V248H223ZM230 246V245H229ZM228 246V249H229ZM242 246V245H241ZM262 246V247H263ZM25 247V248H23ZM74 247V246H73ZM84 247H86L84 245ZM107 247L116 248V255L113 251H105ZM138 247V246H137ZM135 247V250L136 248ZM141 247V246H140ZM140 247L137 248L140 250ZM144 247V246H143ZM147 247V245H146ZM174 247V246H173ZM172 247V248H173ZM196 246H194L195 248ZM206 247V246H205ZM209 247V246H208ZM211 247V246H210ZM209 247V249H210ZM217 247V246H216ZM215 247V248H216ZM226 247V246H225ZM233 247V246H232ZM238 247V246H237ZM244 247V246H243ZM253 247V246H251ZM105 248V249H104ZM123 248V247H122ZM168 248V247H167ZM185 248V247H184ZM183 248V249H184ZM194 248H187L184 249V251H181L180 249L177 250V252L173 253L172 256L168 257L170 259L169 262H175L176 260L179 261V256H181L182 260L179 264H192L194 261H187L190 259L188 255V259L185 260L184 254L188 252H192L194 254ZM56 249V248H55ZM73 249V248H72ZM77 249V248H75ZM125 249V248H124ZM127 249V248H126ZM132 249V248H131ZM142 249V248H141ZM144 249V248H143ZM148 249V248H147ZM147 249L143 250L146 251ZM150 249V246H149ZM148 249V250H149ZM206 249V248H205ZM224 249V248H223ZM226 249V248H225ZM231 249V248H230ZM233 249V248H232ZM242 249L239 248V250ZM259 246L254 247V250L251 252H254V255L258 256L259 254H264V250L259 249ZM263 249V248H262ZM27 250V249H25ZM47 250V251H46ZM74 250V249H73ZM108 250V249H107ZM129 250V247H128ZM134 250V248L132 249ZM198 248L196 249V251ZM203 250V249H201ZM213 250V249H212ZM215 250V249H214ZM238 250V251H239ZM248 250V249H247ZM252 250V249H251ZM256 250V251H255ZM261 250V251H260ZM51 251H54L53 249ZM136 251V252H137ZM142 251V250H141ZM140 251V252H141ZM142 251V252H143ZM167 251H170L167 249ZM172 251V250H171ZM200 251V250H199ZM222 251V250H221ZM235 251V250H233ZM77 252V251H76ZM131 252V251H126ZM135 252V251H134ZM205 252V251H204ZM210 252V251H206ZM227 252V250H226ZM243 252V249L240 251ZM22 253V251H21ZM24 253V251H23ZM52 253V252H50ZM69 254L71 252H68ZM73 253V252H72ZM146 253V252H145ZM143 253V254H145ZM149 253V252H148ZM168 253V252H167ZM228 253V252H227ZM249 253V252H248ZM67 254V253H66ZM125 254V253H124ZM130 254V253H129ZM169 254V253H168ZM171 254V253H170ZM169 254V255H170ZM205 254V253H204ZM211 254V253H210ZM218 254V253H217ZM222 254V253H221ZM220 254V256H221ZM225 254V253H224ZM230 254V251L229 253ZM227 254V255H228ZM235 254V253H234ZM23 255V254H22ZM20 255V256H22ZM64 255V254H63ZM122 256V253L120 254ZM127 255V254H126ZM125 255V256H126ZM133 255V254H132ZM142 256V254H140ZM191 255V254H190ZM197 255V254H195ZM239 255V254H238ZM44 256V254H43ZM76 256V255H74ZM73 256V257H74ZM81 256V257H82ZM107 256V255H106ZM124 256V255H123ZM135 256V255H134ZM137 256V255H136ZM147 256V255H146ZM152 256V255H151ZM193 256V255H192ZM191 256V258H192ZM202 256V255H201ZM231 256V254H230ZM234 258V255H232ZM236 256V254H235ZM23 257V256H22ZM21 257V258H22ZM68 257V256H67ZM72 257V256H71ZM133 257V256H131ZM140 257V256H139ZM144 257V256H143ZM198 257V256H197ZM200 257V256H199ZM219 257V256H218ZM240 257V255H239ZM20 258V257H19ZM58 258V257H57ZM134 258V257H133ZM132 258V259H133ZM137 258V257H136ZM142 258V257H141ZM166 258V257H165ZM195 258V256H194ZM221 258V257H220ZM224 258V256H223ZM229 258V256L227 257ZM263 258V257H262ZM18 259V257L16 258ZM24 259V258H23ZM35 259V258H34ZM39 259V258H38ZM69 259V257H68ZM81 259V258H80ZM107 259V258H106ZM118 261H115V260ZM122 259V258H121ZM144 259V258H143ZM148 259V258H147ZM198 259V258H197ZM226 259V258H225ZM240 259V258H239ZM242 259V258H241ZM15 260V259H14ZM22 260V259H21ZM58 260V259H57ZM64 260V259H63ZM61 260V261H63ZM73 258L70 260L72 261ZM82 260V259H81ZM136 260V259H135ZM140 260V258L138 259ZM137 260V261H138ZM146 260V259H145ZM154 260V259H153ZM192 260V259H191ZM230 260V259H228ZM233 260H237L234 258ZM25 261V259H24ZM31 261V260H30ZM34 261V260H33ZM36 261V260H35ZM39 261V260H37ZM53 261V260H52ZM67 261V259L65 260ZM64 261V262H65ZM69 261V262H70ZM101 261V260H100ZM99 261V262H100ZM150 261L151 258H150ZM200 261V260H199ZM223 261V260H222ZM226 261V260H224ZM223 261V262H224ZM247 261V260H246ZM19 262V261H17ZM15 262V264L17 263ZM47 262V261H46ZM49 262V261H48ZM58 262V261H57ZM68 262V261H67ZM66 262V263H67ZM73 262H75L73 260ZM71 262V263H73ZM98 262V263H99ZM141 262V261H140ZM144 262V261H143ZM149 262V261H148ZM147 262V264H148ZM167 262V261H166ZM203 261H200L202 263ZM221 262V260H220ZM222 262V263H223ZM237 262V261H236ZM234 264H242V261ZM22 263V262H21ZM27 263V262H26ZM54 263V262H53ZM56 263V262H55ZM76 263V262H75ZM145 263V262H144ZM150 263V262H149ZM152 263V262H151ZM165 263V262H164ZM199 263V262H198ZM227 263V261L225 262ZM224 263V264H225ZM51 264V263H50ZM61 264V263H60ZM65 264V263H64ZM135 264V263H134ZM143 264V263H141ZM157 264V263H156ZM171 264V263H170ZM177 264V263H176ZM197 264V263H196ZM216 264V263H215ZM220 264V263H219ZM247 264V263H246ZM250 264H256V263H250Z\"/></svg>","mask_w":264,"mask_h":264},{"label":"rangeland","instance_id":"374dc122","mask_svg":"<svg viewBox=\"0 0 264 264\" xmlns=\"http://www.w3.org/2000/svg\"><path fill=\"white\" fill-rule=\"evenodd\" d=\"M120 4H122V6H124V9H126L124 12L122 11L121 13H118L120 19H123L127 16V18L131 17L130 20H132V23H137L136 24V28H137V32H140L139 33H135L134 34V38L136 39V41H139V37H140V42H142L141 45L139 46H136L134 49L130 50L129 52H127L128 55H126L127 57L123 58L124 59V64L121 62L119 64H114L113 66H111V75L112 77L110 76V73L105 74V78H102L100 81H92L91 82H88L87 81H84L80 83L79 87L77 88V90L75 92H73L72 94L73 95H68V100L66 99V102H68L69 104L72 102V106L74 107L75 106V103H77L78 105H80L81 103L80 102H83V104L86 105V102L89 103L91 102L94 98L95 95H104L107 94L109 95L108 93H110V96H112L113 99H117L118 96L120 97V99H126L128 97H131L133 96V98L136 100V98L139 100V99H142L144 98L143 100H147L148 103L145 101V106L147 108H142V114L148 113V111H150L151 109L154 111H157V109L160 111V112H156V115L160 114L162 116V118H157L155 117H152L153 119H151V123H149L150 121L147 120V121H144L146 123L144 124H136V123H133L131 124V127L133 128L135 125L136 127L132 128L129 127V129H127L128 131L132 130V132L130 131L129 132H125V134L128 136H125V138H123V141L122 143H127L128 141V144H130V142L132 140H137L139 139L140 137L138 136H141L143 139L142 140H145L144 137H146V139L148 140H152V137L153 139H156L158 137L161 138H165L167 137L169 140H166L168 141L167 142V147L171 146L170 149L167 148L166 150L164 149V151H166L165 153H163V156L160 158V159H164L166 160L165 162H162L161 164H158L159 166H157V168L154 170V172H152L153 170H151V173H153V180H152V183H151V186H156L158 188H155L156 191L160 192L161 193V198L164 200V203L166 204V206L170 209V212L171 214L178 220V222L180 223V228H182L184 230V235H185V232L187 236H182L181 233L179 235L178 232H180V230H177V233H175V229L176 227L178 226H172L170 230L168 231H164L162 233H159L158 231H154V230H151L152 228H150L148 231L153 233L151 235V233L149 234H144V235H138L137 237L139 239H137V237H135V239H133V237H130V236H120L121 238H118L117 240H115V242L113 243H116L117 241V244L120 243L121 246H119V244H115L116 245V248H118L119 250L123 251L121 252L122 253V256L120 255L121 253H119L118 255H116V248L115 247H112L113 249H111V247H107L105 249V251H113V253L115 252V255L118 256V260L120 261H124L127 257L126 260H129L131 262V264H179L182 260L181 259V256H179V261H173V262H169L168 259H170L173 255V253L177 252V250H180L181 251H184V249H189V248H194V246H196L194 248V254L192 252H188L186 253V255L184 254V259L187 260L188 258V255L190 256L187 261H194L192 262V264H224L226 261L227 263L225 264H234V262L238 263L240 261H242V264H250V263H256V264H264V254L262 255H254V252H251L254 250V247L257 248V246H259V249L261 248V250H264V246L262 245V243L264 244V5H261V4H264V0H164L165 2L162 1H159V0H146L144 2V0H128L126 2V0H118ZM138 1V2H137ZM141 1V2H140ZM172 2L174 5H172L171 3H168V2ZM176 1V2H175ZM180 1V2H179ZM183 1V2H181ZM254 1V2H253ZM130 4H129V3ZM162 2L164 4V6L162 7ZM185 2V3H184ZM132 3V4H131ZM143 3V4H141ZM177 3V4H176ZM260 3V4H259ZM107 4V3H106ZM106 4H101V6H106ZM130 6H129V5ZM145 4V5H144ZM148 4V5H147ZM158 4V5H157ZM171 4V5H169ZM186 4V5H185ZM207 4V5H206ZM253 4V5H252ZM128 5V6H127ZM134 5V6H132ZM138 5V6H137ZM141 5V6H140ZM153 5V6H152ZM180 5V6H178ZM197 5V6H196ZM252 5V7H251ZM263 7L261 9V7ZM136 6V7H135ZM144 6V7H143ZM146 6H149L146 8ZM168 6V7H167ZM169 6H170V9H169ZM185 6V7H183ZM187 6V7H186ZM258 6V7H256ZM128 7L132 8L131 9V12L129 14H126L125 12L127 11ZM135 7V8H133ZM162 7V8H161ZM165 7L166 11L163 9ZM173 7V8H172ZM175 7V8H174ZM183 7V8H182ZM240 7V8H239ZM105 8V7H103ZM144 8V9H143ZM149 8V10H147ZM155 8V9H154ZM178 8V9H177ZM196 8V9H195ZM255 8V9H254ZM32 9L35 11V12H39V5L37 4H34ZM134 9V10H133ZM138 9V10H137ZM141 9V10H140ZM158 9V10H157ZM175 9V10H174ZM232 9V10H231ZM261 9V11H260ZM133 10V11H132ZM140 10V12H139ZM145 10V11H143ZM248 10V11H247ZM258 10V11H257ZM148 11V12H147ZM162 11V12H161ZM171 11V12H170ZM175 11V12H174ZM199 11V12H198ZM135 12V13H134ZM137 12V13H136ZM145 13L144 15V18L141 16V13ZM150 12H152L150 14ZM157 12V13H156ZM164 12V13H163ZM167 12V13H166ZM171 15H169L168 14ZM173 12V14H172ZM135 14V15H132ZM162 13V14H161ZM166 13V14H165ZM245 13V14H244ZM263 13V15H262ZM140 14V15H139ZM157 14V15H156ZM161 14V16H160ZM168 14V15H167ZM251 14V15H250ZM256 14V15H255ZM132 15V16H130ZM192 15V17H191ZM199 15V16H198ZM219 15V16H218ZM234 15V16H233ZM236 15V16H235ZM262 15V16H261ZM86 19L89 23V25L95 29V30H98V31H106L109 29L110 25H111V22L108 21V19L100 14H98V12H96L95 10H89L87 13H86ZM138 16V18H137ZM151 16V17H150ZM167 16V17H165ZM174 16V17H173ZM182 16V17H181ZM184 16V17H183ZM189 16V17H188ZM133 17V18H132ZM141 17V18H140ZM159 17V18H158ZM116 18V17H115ZM137 18V19H136ZM142 18L144 20H142ZM149 18V19H148ZM169 18L172 20H169ZM174 18V19H172ZM186 20H185V19ZM208 18V19H207ZM213 18V19H212ZM126 19V18H125ZM136 19V22H134ZM142 20V21H139ZM166 20H169V21H165ZM153 20V21H151ZM181 20V21H180ZM140 23H139V22ZM162 23H160V22ZM175 21V22H174ZM177 21V23H176ZM183 21V22H182ZM189 21V22H188ZM197 21V23H196ZM199 21V22H198ZM262 21V22H261ZM144 22V23H143ZM153 24H152V23ZM156 22V23H155ZM193 22V23H192ZM209 22V23H208ZM150 23V25L148 24ZM155 23V24H154ZM158 23V24H157ZM254 23V24H252ZM110 24V25H109ZM140 24V25H139ZM143 24H145L146 26H144ZM148 24V25H147ZM163 24L165 26H163ZM243 24V25H242ZM141 25H143V27H141ZM153 25V26H152ZM157 25V26H156ZM159 25V26H158ZM169 25V26H167ZM174 25V26H173ZM197 25V26H195ZM203 25V26H202ZM210 25V26H209ZM236 25V26H235ZM238 25V26H237ZM257 25V26H256ZM162 26L167 29H165V31H163V28ZM251 26V27H250ZM254 26V27H253ZM139 27V28H138ZM154 27V28H153ZM157 27V28H156ZM233 27V28H232ZM150 28V29H149ZM159 28V29H158ZM248 28V29H247ZM253 29V31H252ZM257 29V30H256ZM143 30V31H142ZM149 30V31H148ZM153 30V32H152ZM181 30V31H180ZM167 32L165 34H163V32ZM170 31V33L168 32ZM173 31V32H172ZM179 31V32H178ZM241 31V32H240ZM260 31V33H259ZM263 31V32H262ZM148 32V33H147ZM227 34H226V33ZM159 33V34H158ZM174 33V34H172ZM181 33V34H180ZM254 33V34H253ZM142 34V35H141ZM153 34V35H152ZM145 35V36H144ZM151 35V36H150ZM166 35V36H165ZM169 35V36H168ZM171 35V36H170ZM227 35V36H226ZM260 35V36H259ZM263 35V36H262ZM138 36V38H137ZM148 36V38H147ZM158 36V37H157ZM161 36V37H159ZM168 36V37H167ZM216 36V37H215ZM220 36V37H219ZM251 36V37H249ZM151 37V38H150ZM157 37V38H156ZM164 37V38H163ZM167 37V39H166ZM160 38V39H159ZM198 38V39H197ZM146 39V40H145ZM170 39V40H169ZM257 39V40H256ZM260 39V40H259ZM156 40V41H155ZM163 40V42L161 41ZM166 40L168 43H166ZM169 40V41H168ZM165 41V42H164ZM188 41V43H187ZM263 41V42H262ZM160 42V43H159ZM171 42V43H169ZM205 43V44H204ZM147 44V45H146ZM155 44V45H154ZM157 44V45H156ZM166 45V48L164 47V45ZM169 44V45H168ZM184 44V45H183ZM144 46V47H143ZM148 46V47H147ZM161 46V47H160ZM223 46V47H222ZM154 47V48H153ZM263 47V48H262ZM160 48V49H159ZM165 50H164V49ZM252 48L254 50H252ZM147 49V50H146ZM154 49V50H153ZM135 50V51H134ZM163 50V51H162ZM260 50V51H259ZM152 51H153V54H152ZM182 51V52H181ZM192 51V52H191ZM149 52V53H148ZM158 52H161L158 53ZM133 56H132V54ZM137 53V54H136ZM144 53V54H143ZM244 53V54H243ZM249 53H251L249 55ZM130 54V55H129ZM157 54V55H156ZM161 56H160V55ZM163 54V55H162ZM165 54V55H164ZM173 54V55H172ZM142 55H145L147 57L146 61L144 62L143 61V65L138 67V61H139V58L142 56ZM154 55V56H152ZM200 55V56H199ZM246 55V56H245ZM252 55V57H251ZM163 56V57H162ZM197 56V57H196ZM205 56V58H204ZM259 56V57H258ZM158 59H157V58ZM167 57V58H166ZM131 58V59H130ZM150 58V59H149ZM153 58V59H152ZM189 58V61H187ZM222 58V59H221ZM216 59V60H214ZM131 60V61H130ZM103 61V60H102ZM148 61V62H147ZM151 61V62H150ZM192 61V62H191ZM221 61V62H220ZM97 65L100 64V60H97ZM129 62V63H128ZM135 62V63H134ZM155 62V64H154ZM156 62L158 63L159 62V66L157 67L156 66ZM163 62V64H161ZM195 62V63H194ZM198 62V63H197ZM202 62V63H201ZM205 62V63H204ZM208 62V63H207ZM227 62V63H226ZM128 63V64H127ZM149 65H148V64ZM150 63H153V65H151ZM233 63V64H232ZM201 64V65H200ZM151 65V67H149ZM158 65V64H157ZM187 65V66H186ZM205 65V66H204ZM208 65V66H207ZM213 65V66H212ZM263 67H262V66ZM130 66L129 69H127L128 67ZM134 66V68H133ZM156 68H155V67ZM162 66V67H161ZM249 68H248V67ZM127 67V68H126ZM147 67V68H145ZM199 67V69H197ZM205 67V68H203ZM116 68H117V71L118 70H121V71H116ZM120 68V69H118ZM122 68V69H121ZM149 68V71H147ZM154 68V69H153ZM161 68V69H159ZM217 68V69H216ZM241 68V70H240ZM243 68V69H242ZM125 69V70H124ZM133 69V70H132ZM141 69V71H140ZM147 69V70H146ZM152 69V70H151ZM157 69V70H156ZM208 69V70H207ZM143 70H145V73L143 72ZM152 72H151V71ZM156 70V71H155ZM178 70V71H177ZM196 70V71H195ZM201 70V71H200ZM215 70V71H214ZM217 70V72H216ZM239 70V71H238ZM258 70V71H257ZM113 71V72H112ZM134 74L135 77H133V74ZM137 72H140V73H136ZM167 71V72H166ZM184 73H183V72ZM190 71V72H189ZM204 71V72H203ZM221 71V72H220ZM225 71V72H224ZM243 71V72H242ZM261 71V72H260ZM115 72V73H114ZM149 72L150 75H149ZM219 72V73H218ZM245 72V73H244ZM250 72V73H249ZM148 73V74H146ZM168 73V74H167ZM188 73V74H187ZM191 73V74H190ZM193 73V74H192ZM199 73V74H198ZM202 73V74H201ZM206 73V75H205ZM131 74V75H130ZM140 74V75H139ZM143 74V76H142ZM186 74V75H185ZM197 74V75H196ZM213 74V75H212ZM223 74V75H222ZM225 74V75H224ZM231 74V76H229ZM249 74V75H248ZM115 78V76H117ZM129 75V76H128ZM146 75V76H145ZM170 75H172L173 77H171ZM196 77H195V76ZM215 75V77H214ZM218 75V76H217ZM220 75V76H219ZM241 75V76H240ZM247 75V76H246ZM138 76V79H136ZM141 76V78H140ZM183 76V77H182ZM201 76V77H200ZM208 76V77H206ZM229 78H228V77ZM235 76V77H234ZM244 76V77H243ZM258 76V77H257ZM263 76V80H262V77ZM109 77V78H108ZM129 77V78H128ZM130 77H132L131 79H134V80H131ZM146 77V78H145ZM149 77H150V80H149ZM152 77V78H151ZM167 77V78H166ZM180 77V78H179ZM205 77V78H204ZM216 81L213 82V79ZM218 77V79H217ZM223 77H224V82H223ZM227 77V79H226ZM232 77V78H230ZM143 78V79H142ZM145 78V79H144ZM155 78V79H154ZM157 78V79H156ZM166 78V79H165ZM183 78L185 80H183ZM188 78V79H186ZM199 78V79H198ZM205 80H204V79ZM208 78V79H207ZM240 78H243V79H240ZM116 79V80H115ZM142 79V80H140ZM149 83H148V81ZM152 79V80H151ZM181 79V80H180ZM192 81H190V80ZM195 79V80H194ZM201 79V80H200ZM211 79V80H210ZM221 79V80H220ZM111 80V81H109ZM145 80V81H144ZM201 82V84H199V82ZM207 80V81H206ZM210 80V81H208ZM227 80V81H226ZM230 80V81H229ZM232 80V81H231ZM257 80V81H256ZM104 81V82H103ZM107 81V82H105ZM108 81H109V84H108ZM121 81V82H120ZM124 81V82H123ZM143 81V82H141ZM223 83H222V82ZM226 81V82H225ZM234 81V82H233ZM240 81V82H238ZM102 82V83H101ZM114 82V83H113ZM118 82V83H117ZM131 82H133L131 84ZM136 84H135V83ZM142 83V85L144 86V82H145V88L140 85V88H139V84ZM147 82V83H146ZM180 82V84H179ZM196 82V84H194ZM203 82V84H202ZM221 84H220V83ZM233 82V83H232ZM244 82V83H243ZM253 82V83H252ZM96 84V86H98L97 84H99L98 86V89L97 87L94 85ZM101 83V84H100ZM106 83V84H105ZM156 83V85H155ZM175 83V84H174ZM187 83V84H186ZM190 83V84H189ZM205 83V84H204ZM213 83V84H212ZM227 83V84H226ZM251 83L253 85H251ZM88 84V85H87ZM93 84V85H92ZM103 84V85H102ZM108 84V86H107ZM112 84V85H111ZM114 84V85H113ZM134 84V86H133ZM186 84V85H185ZM199 84V85H198ZM226 84V86H225ZM240 84V85H239ZM245 84V85H244ZM90 85V86H89ZM103 86V90L101 89L102 86ZM133 87H132V86ZM136 85H138L137 87H135ZM149 85V87H148ZM191 85V86H190ZM198 85V86H197ZM206 85V87H205ZM209 85H213L212 87L209 86ZM215 85H216V88H215ZM221 87H219V86ZM223 85V87L221 86ZM228 85V86H227ZM262 85V86H261ZM88 86V87H87ZM93 86V87H92ZM108 87V88H105V87ZM114 86V87H113ZM144 88H142V87ZM189 86V87H188ZM193 86V87H192ZM198 88H196V87ZM241 86V87H240ZM32 87V88H31ZM31 87H27L25 89H21L13 94H15V104L11 107H15V110L20 112V113H24L28 110H30L33 105H34V98H35V87L34 86H31ZM34 87V89H33ZM83 87V88H82ZM96 87V88H94ZM129 88L127 89V92L126 91V88ZM134 90H132V88ZM135 87V89H134ZM185 87V88H184ZM192 87V88H191ZM195 87V88H194ZM204 87V88H203ZM219 90H218V88ZM226 89H225V88ZM92 88V89H91ZM111 88V90H110ZM114 88V89H112ZM125 88V89H124ZM138 88V89H137ZM142 88V89H141ZM147 88V89H146ZM178 88V90H177ZM187 88V89H186ZM212 88V89H211ZM215 88V89H214ZM233 88V89H232ZM244 88V89H243ZM27 89V90H26ZM82 89V90H81ZM84 89L86 90L84 92ZM96 89V90H95ZM141 89V91H139ZM150 89V90H149ZM172 89V90H171ZM175 89V90H173ZM180 89V90H179ZM184 89L185 92H184ZM201 89H205L206 92L203 93V91H201ZM242 91H241V90ZM88 90V91H87ZM99 90V91H97ZM110 90V91H108ZM125 90V91H124ZM138 90V91H137ZM182 90V91H181ZM212 90V91H211ZM227 90V91H226ZM237 90V91H236ZM248 90V91H247ZM34 91V92H33ZM90 91V92H89ZM94 91V92H93ZM105 94H103L104 92ZM124 91L123 95H122V92ZM142 91H145L143 93H141ZM175 91V92H174ZM177 91H179L177 93ZM181 91V92H180ZM189 91V93H188ZM217 95H216L213 93ZM218 91V92H217ZM221 91V92H220ZM231 91H235L234 92H231ZM240 91V92H239ZM23 92V94H22ZM83 92V93H82ZM88 92V93H87ZM93 92V94H92ZM98 92V93H97ZM101 92V94H99ZM121 92V93H120ZM133 92V93H131ZM173 92V93H172ZM183 92V93H182ZM82 93V94H80ZM92 95H91V94ZM96 93V94H95ZM128 93V94H127ZM138 93H140L139 95H137ZM150 93V95H149ZM186 95H185V94ZM196 93V94H195ZM198 93V95H197ZM211 93V94H210ZM225 93V94H224ZM227 93V94H226ZM244 93V94H243ZM260 93V94H259ZM84 94V96H83ZM125 94V95H124ZM132 94V95H131ZM171 94V95H170ZM179 94V95H178ZM182 94V95H181ZM192 94H195L194 95V98ZM203 94V95H202ZM206 94V95H205ZM209 94V96H207ZM221 94V95H220ZM223 94V95H222ZM246 94V96H245ZM253 94V95H251ZM101 95V96H102ZM130 95V96H129ZM145 95V96H144ZM150 96L148 98V96ZM167 95V96H166ZM196 95L198 97H200L199 99L202 100L200 101L198 99V97H196ZM212 95V96H210ZM215 95V96H214ZM220 95V96H219ZM249 95H251L249 97ZM71 98H70V97ZM80 96V97H79ZM86 96V97H85ZM92 96V97H91ZM116 96V97H114ZM126 96V97H124ZM164 96V97H163ZM173 96L177 97L178 96V99H175L173 98ZM184 96V97H183ZM189 96V97H188ZM202 96V97H201ZM204 96V98H203ZM226 96V97H225ZM244 96V97H242ZM34 97V98H33ZM89 97V98H88ZM124 97V98H123ZM147 97V98H146ZM180 97V98H179ZM182 97V98H181ZM186 97V98H185ZM209 99H207V98ZM222 97V98H221ZM242 97V98H241ZM74 98H77V99H74ZM224 98V99H223ZM246 98V99H245ZM81 99V100H80ZM86 99V100H85ZM173 99V100H172ZM183 102H182V100ZM190 99V100H189ZM199 102H197V100ZM207 99V100H206ZM212 99V100H211ZM218 100V102L216 100ZM229 99V100H228ZM248 99V100H247ZM32 100V101H31ZM74 100V101H73ZM178 102V104H176V101ZM194 100V101H193ZM222 100V101H221ZM233 100L235 102H233ZM254 100V101H253ZM152 101V103H151ZM169 103V105L165 104L164 103ZM172 101V102H171ZM175 101V102H174ZM193 101V102H192ZM207 101V102H206ZM209 101V103H208ZM210 101H212L210 103ZM220 101V102H219ZM227 104H226V102ZM230 101V102H228ZM161 102V103H160ZM181 102V103H180ZM187 102V103H186ZM189 102V103H188ZM195 102V104H194ZM205 102V104H204ZM224 102V103H223ZM237 102V103H236ZM45 102H42V104H44ZM174 103V104H172ZM194 104V107L193 108V105ZM199 105H198V104ZM208 103V105L206 104ZM213 103V104H212ZM222 103V104H221ZM230 103V104H229ZM233 105H232V104ZM76 104V105H77ZM148 104V105H147ZM163 104V105H162ZM184 104H185V107H184ZM189 104V105H187ZM213 105L212 107L210 105ZM217 104L216 106L218 107H215L214 105ZM152 105V107H151ZM158 105V106H157ZM171 105V106H170ZM180 105V106H179ZM202 107H201V106ZM221 105V106H220ZM222 105L224 108H222ZM241 105V106H240ZM45 106V109L47 110V106ZM155 106V109H153ZM168 107L167 109L164 108V107ZM179 106V107H178ZM189 106V107H187ZM192 106V107H191ZM208 106V107H206ZM210 106V107H209ZM232 106V107H231ZM261 106V107H260ZM50 107V106H49ZM53 107V106H52ZM76 107V106H75ZM144 107V106H143ZM150 107V108H149ZM170 107V109H169ZM181 107V108H180ZM164 108V109H162ZM179 108V109H178ZM201 108V111L200 109ZM210 108V110H209ZM213 108V110H212ZM220 108L224 109L221 111L219 110ZM230 108H231V111H230ZM234 108V109H233ZM238 108V109H237ZM162 109V110H161ZM175 109V110H174ZM182 109V110H181ZM184 109V110H183ZM185 109H187L185 111ZM214 109H216L214 111ZM234 111H233V110ZM261 109V110H260ZM122 110V109H121ZM144 110V111H143ZM163 110H166V111H163ZM169 110V111H168ZM178 110V111H177ZM192 110V111H190ZM230 112H229V111ZM174 111V112H173ZM177 113H176V112ZM183 111V112H182ZM200 111V112H199ZM208 111V112H207ZM212 111V112H210ZM162 112V113H161ZM166 112H170L172 114H168ZM187 112V113H186ZM190 112V113H189ZM193 112L195 114H193ZM219 112V113H218ZM229 112V113H228ZM238 112V113H237ZM180 113V114H179ZM189 113V115H188ZM200 113V114H199ZM204 113V114H203ZM206 113V114H205ZM210 113V114H209ZM228 113V114H227ZM233 113V114H232ZM255 113V114H253ZM164 114H166V116H164ZM193 114V115H192ZM209 114V116H208ZM212 114V116H211ZM218 114H220V116H218ZM227 114V115H226ZM241 114V115H240ZM111 115V116H110ZM108 117H115L117 116V114L115 113H112L110 114ZM183 115V116H182ZM204 115H205V118H204ZM214 115V116H213ZM216 115V116H215ZM174 118H172V117ZM177 116V117H175ZM179 116H182V117H179ZM186 116V117H185ZM190 116V118L188 117ZM195 116V117H194ZM197 116V117H196ZM218 116V117H217ZM228 116V117H227ZM233 116V117H232ZM209 117V118H208ZM210 117H212L210 119ZM214 117V118H213ZM232 119H231V118ZM235 117V118H234ZM239 117V118H238ZM242 117V118H241ZM263 117V118H262ZM45 118V114L44 115H37L36 116V119H34L33 121H36V120H39V119H44ZM168 118V119H167ZM193 120H192V119ZM205 120H204V119ZM208 118V119H207ZM219 118V119H218ZM226 118V119H225ZM148 119V118H147ZM158 119V120H157ZM177 119V120H176ZM181 119V120H180ZM186 119V120H185ZM200 119V121H199ZM202 119V120H201ZM210 119V120H209ZM213 119V120H212ZM236 119V120H235ZM247 119V120H246ZM253 119V120H252ZM167 120V121H166ZM171 122L169 123L168 122ZM180 123H178L179 121ZM183 120V121H182ZM191 122H190V121ZM214 120L217 121V123H214ZM223 120V123L221 122ZM229 120V122H228ZM238 120V121H237ZM165 121V122H164ZM185 121V123H184ZM189 121V122H187ZM209 121L211 123H209ZM224 121L226 123H224ZM246 121V122H245ZM263 121V122H262ZM148 122V123H147ZM153 122V123H152ZM200 122L202 123V127L200 125ZM239 124H237V123ZM257 122V123H256ZM163 123V124H162ZM174 123V124H173ZM177 123V124H176ZM184 123V124H183ZM191 123V124H189ZM199 123V124H198ZM135 124V125H134ZM151 124V125H150ZM154 124V125H153ZM157 124V125H156ZM164 124L166 125V127L164 126ZM173 124V125H172ZM176 124V125H175ZM179 124V125H178ZM198 124V125H197ZM205 124V125H204ZM208 124V125H206ZM210 124V125H209ZM214 125L212 127V125ZM231 124V125H230ZM146 130H145V128ZM147 125V126H146ZM150 125V127H149ZM153 125V127H151ZM170 125V126H169ZM186 125V127H185ZM228 125V126H227ZM254 125V126H253ZM158 126V129H157V134H156V129ZM163 126V127H162ZM178 126V128H177ZM184 126V128H183ZM196 126H197V129H198V132H197V129H196ZM216 126V127H215ZM218 126V127H217ZM220 126V127H219ZM224 126V127H223ZM225 126L227 127V129L225 128ZM141 127V129H140ZM148 127V128H147ZM155 127V128H154ZM162 127V128H161ZM168 127V128H167ZM170 127H173V128H170ZM206 127V128H205ZM216 129H215V128ZM231 127V128H230ZM244 127V128H243ZM253 127V128H252ZM150 128V129H149ZM161 128V129H160ZM167 132H166V130ZM179 128H182L179 129ZM192 128V129H191ZM196 130H195V129ZM220 128V129H219ZM225 130H224V129ZM231 129V130H228V129ZM145 131H144V130ZM149 129V131H148ZM172 131H171V130ZM175 131H174V130ZM188 129V130H186ZM193 130V132L191 130ZM208 129V130H207ZM214 129V130H213ZM218 129V130H217ZM222 129V130H221ZM242 129V130H240ZM248 129V130H247ZM1 130V128H0ZM6 130V129H5ZM140 132H138V131ZM142 130V131H141ZM163 130V131H162ZM181 130V131H180ZM188 132H186V131ZM195 130V131H194ZM202 130V131H201ZM204 130V131H203ZM220 130V132H219ZM228 130V131H227ZM152 131V132H151ZM183 131V132H182ZM201 131V133H200ZM216 131V132H215ZM227 131V132H226ZM230 131V133H229ZM241 131V132H240ZM248 131V132H247ZM149 132L151 137L149 136ZM169 132V133H168ZM178 134H177V133ZM183 133V137H182V133ZM212 132V134H211ZM217 133V134H214V133ZM222 132V133H221ZM225 132V133H223ZM240 132V133H239ZM256 132V133H255ZM128 133V134H127ZM134 133V135L136 136H132ZM141 135H140V134ZM167 133V134H166ZM191 133V134H190ZM206 135H204V134ZM210 133V134H208ZM223 135H221V134ZM239 133V134H238ZM255 133V134H254ZM132 134V135H131ZM157 136H156V135ZM160 136H159V135ZM176 134V136H173V135ZM181 134V135H180ZM184 134L187 136L185 137ZM220 137H218L219 135ZM229 134V135H228ZM257 134V136H256ZM144 135V137H143ZM153 135V136H152ZM155 135V136H154ZM164 135V136H163ZM169 135V136H168ZM178 135V136H177ZM190 135V137H189ZM196 135V136H195ZM199 135V136H197ZM203 135V136H202ZM234 135V138H231L233 137ZM238 135V136H237ZM241 135V136H240ZM260 137H259V136ZM132 136V137H131ZM148 136V137H147ZM172 136V137H171ZM206 138H205V137ZM209 136V137H208ZM227 136V137H226ZM243 136V137H242ZM248 136V137H247ZM255 136V137H254ZM131 137V139L129 138ZM136 137V138H135ZM156 137V138H155ZM178 139H177V138ZM182 137V138H180ZM186 139H185V138ZM189 137V138H188ZM203 137V138H202ZM215 137V139H214ZM218 137V138H217ZM223 137V138H222ZM240 137V138H239ZM127 138V139H126ZM135 138V139H134ZM166 138V139H167ZM170 138H172L174 140V142L172 143H169V141H173L171 140ZM188 138V139H187ZM222 138V139H221ZM227 138V139H226ZM238 138V139H237ZM253 138V139H252ZM256 138V139H255ZM258 138V139H257ZM2 139V138H1ZM129 139V140H128ZM180 139V140H179ZM190 139V141H189ZM195 139V140H194ZM198 139V140H197ZM201 139V140H200ZM207 139V141H206ZM208 139H212L211 143ZM222 141H221V140ZM247 139V140H245ZM52 140H57V138L53 137ZM125 140V141H124ZM127 140V141H126ZM179 140V142H178ZM185 142L183 143V145L181 146L182 144V141ZM218 140V141H215ZM198 141V142H197ZM220 141V142H219ZM226 141V142H224ZM249 141V142H248ZM261 141V143H259ZM192 142V143H190ZM204 145H203V143ZM210 142V143H209ZM239 142V143H238ZM257 142V143H256ZM175 143V144H174ZM180 143V144H179ZM195 143V144H194ZM198 143V144H197ZM201 143V144H200ZM215 143V145H214ZM236 143V144H235ZM255 143V144H254ZM4 144V145H3ZM6 145L10 144V143H0V148H5ZM169 144V145H168ZM171 144V145H170ZM173 144V146H172ZM194 144V146H193ZM225 144V146H224ZM228 146H227V145ZM252 144V146H251ZM175 145V146H174ZM188 145V146H186ZM191 145V146H190ZM202 145V146H201ZM218 145V146H217ZM220 145V146H219ZM222 145V146H221ZM231 149H230V147ZM147 147H149L148 145H146ZM185 146V147H184ZM197 146V148L195 147ZM212 146V147H211ZM224 146V147H223ZM228 148H227V147ZM258 146L260 148H258ZM143 148V149H138V150H135L136 147H132V150L130 152L129 155H132L131 157L134 158V160L139 164L142 165V167L140 166V169L138 170V175L143 173L146 168L145 166L147 167H150L149 165H151V163H155V160L158 161L156 159V157L154 158V156L151 154V152L149 151L148 148ZM202 147H203V150H202ZM207 147V148H206ZM219 147V148H217ZM222 147V148H221ZM236 147V148H235ZM263 147V148H262ZM17 148V147H15ZM150 148V147H149ZM166 148V147H165ZM182 148V149H181ZM185 150H184V149ZM193 148V149H192ZM169 149V150H168ZM179 149V150H177ZM212 149H216L215 152L214 150ZM222 149V150H221ZM226 151H225V150ZM230 151H229V150ZM259 149V150H258ZM142 150V151H140ZM171 150V151H170ZM182 150V151H181ZM188 150V151H186ZM206 150V151H205ZM212 150V151H211ZM228 150V151H227ZM232 150V151H231ZM170 151V152H169ZM177 151L180 153L177 154ZM192 151V152H191ZM196 151V152H195ZM224 151V152H223ZM239 151V152H237ZM259 151V152H257ZM144 154H143V153ZM145 152H148V153H145ZM174 152V154H172ZM183 152V153H182ZM217 152V153H216ZM223 152V153H222ZM226 152V153H225ZM228 152V154H227ZM142 154L140 155L139 157V154ZM150 153V154H149ZM169 153V154H168ZM182 153V154H181ZM191 153V154H190ZM193 153V155H192ZM194 156V154H196ZM204 153V155H203ZM206 153V154H205ZM231 153V154H230ZM249 153V154H248ZM168 154V155H167ZM172 154V155H171ZM177 154V155H175ZM217 154V155H216ZM219 154V155H218ZM223 154V155H222ZM234 154V155H233ZM244 154H247L244 156ZM129 155H127L126 157H128ZM174 155V156H173ZM178 155H179V158H178ZM186 155V156H185ZM199 155V156H198ZM237 155V156H236ZM263 157H262V156ZM136 156V157H135ZM142 156V157H141ZM145 156H148L145 158ZM152 156V157H151ZM193 157V159L190 158ZM212 156V157H211ZM216 156V157H215ZM222 156V157H221ZM225 156V157H224ZM226 156H231L229 158H227ZM233 156H236V157H233ZM186 157V158H185ZM195 157H198V159L200 160H197L194 159ZM200 157V158H199ZM201 157H204L206 158L207 160H213L214 163H218L219 161H222V162H230L229 163V166L225 163H221L219 162V164H221L222 166H225L224 168H227L228 169H232V171H235L234 175L239 177V175H245L243 174L242 172L243 171H246L249 176H246L248 179L246 181V179H244V182L242 181L243 179H237L235 178L234 179V184H236L237 186L234 187V184L231 185V187L228 188V190L225 191L226 195L224 196V201L229 204L228 202L232 203V207L231 208H234L235 211V217L231 216H228L227 219H224L225 220V223H223L224 225H221L220 224V218L222 216V213L224 211L220 210L218 212V218H214V222L212 220L208 221V223H206L205 221L202 222V220L199 218L201 214L199 215H196L194 214L193 211H188L191 209V207L189 205L190 202H191V198L193 197L192 195H196L198 192H199V189L200 187L202 186V184H204V178L205 176L201 173V171L199 172L198 174V170L195 172V178H191V179H188L190 175V167L191 165H193V163H198L199 161V165H202L204 164V162H201ZM209 157V158H208ZM248 157V158H247ZM260 159H259V158ZM145 158V159H143ZM152 158V160L150 159ZM175 158H177L175 160ZM227 160H226V159ZM241 158V159H240ZM250 158V159H249ZM256 158V159H255ZM137 159V160H136ZM139 159V160H138ZM143 161L149 159V161L143 163ZM155 159V160H153ZM173 159V160H172ZM188 159V160H186ZM191 159V160H190ZM220 159V160H219ZM240 159V160H239ZM151 160V162H150ZM169 161V164H168V161ZM185 160V161H183ZM190 160V161H189ZM229 160V161H228ZM231 160V161H230ZM234 160V162H233ZM243 160V161H242ZM249 160V161H248ZM252 160V161H251ZM67 160L66 159H59L57 160L56 162H53L51 164H49L48 166L44 167L45 170H48L50 169L51 166L53 167H56L57 165L58 166H62L63 164L65 163H69L68 161L66 162ZM183 161L185 163V165L183 164ZM193 161V162H192ZM198 161V162H197ZM216 161V162H215ZM237 161V162H236ZM240 161V163H239ZM261 161V163H260ZM177 162V163H176ZM179 162V163H178ZM232 162V163H231ZM249 162V163H248ZM253 162V163H252ZM259 162V164L257 163ZM164 163H166V165H164ZM234 163V164H233ZM251 163V164H250ZM65 164V165H67ZM148 164V165H147ZM168 164V165H167ZM187 164V165H186ZM190 164V165H189ZM237 166H236V165ZM240 164V165H239ZM80 165V164H79ZM231 165V166H230ZM235 165V166H233ZM247 165V166H246ZM255 165V167L253 166ZM242 166V167H241ZM51 167V168H53ZM67 167V166H64L63 169ZM76 167V166H73V168ZM147 167V172H149V168ZM179 167V168H178ZM183 167V168H181ZM189 167V169L187 170V168ZM232 167V168H231ZM253 167V168H251ZM257 167V168H256ZM259 167V168H258ZM261 167V168H260ZM239 168V169H238ZM62 169V168H61ZM142 169H144V171H142ZM177 169V170H176ZM185 169V170H184ZM235 169V170H234ZM251 169V171H250ZM253 169V170H252ZM142 171V172H141ZM145 171V173H146ZM188 171V173H187ZM240 171V172H239ZM250 171V172H249ZM255 171V172H254ZM261 171V172H260ZM156 172V173H155ZM245 172V173H246ZM259 172V173H258ZM185 173V174H184ZM257 173V174H256ZM157 174V175H156ZM237 174V175H236ZM176 175V176H175ZM183 175V176H182ZM184 175H186L187 177H185ZM260 175V176H259ZM201 176V177H200ZM262 176V177H261ZM21 179L25 182V184L27 186L31 185H38L40 187H43L42 189L44 190H48L47 193H52L49 191L48 188L45 187V185L39 180L37 179V177H34L33 175H29V174H21ZM258 177V178H257ZM257 178V179H256ZM185 179V180H184ZM252 179V180H251ZM254 179V180H253ZM193 180V182H192ZM239 180L237 183L236 181ZM186 181V183H188V186H186L187 184H185L184 182ZM198 181V182H197ZM200 181V182H199ZM250 185H248L246 182ZM253 181V182H252ZM241 184H240V183ZM200 186H198L199 184ZM247 184L249 186L250 189H248L245 193V197H244V200H249V196L251 198V200H253V203L252 204H249L247 205L246 207H237V205L240 204V201L236 200V201H232L230 198L228 197H231L232 194H234V190L237 188V187H241L242 184ZM185 184V185H184ZM194 184V185H193ZM263 184V185H262ZM196 185V186H195ZM193 187V188H190V187ZM252 186V187H251ZM187 187V188H186ZM198 187V188H197ZM258 187V188H257ZM189 188V189H188ZM184 189V190H183ZM188 189V190H187ZM234 189V190H233ZM201 190H202V187H201ZM233 190V191H232ZM251 190V191H250ZM263 190V191H262ZM232 192V193H230ZM253 192V194H251ZM188 193V194H187ZM54 193H52L51 195H53ZM248 194V195H247ZM56 195V194H55ZM188 195V196H187ZM192 196V197H191ZM188 197V198H187ZM190 202H189V200ZM62 200H65L62 199ZM187 200V202H186ZM228 200V202H227ZM238 201V202H237ZM250 201V200H249ZM189 202V203H188ZM236 204H235V203ZM251 203V202H250ZM187 205V206H186ZM236 205V206H235ZM251 205V206H250ZM188 208H186V207ZM238 208L236 210V208ZM250 207V208H249ZM188 209V210H187ZM242 209V210H241ZM249 209V210H248ZM240 210V211H239ZM244 210V211H243ZM246 210V211H245ZM76 211H78L76 209ZM187 211V212H186ZM222 211V213H221ZM79 213H77L78 215H80L84 221V223H86V225L88 226L91 221L90 217L86 214V213H83L82 211H78ZM82 212V213H81ZM239 212V213H238ZM188 213V214H187ZM243 213V214H242ZM187 214V215H186ZM221 214V215H220ZM226 215H228L227 211L224 213ZM187 217H185V216ZM189 215V216H188ZM239 216V218H238ZM189 217V218H188ZM241 217L246 220L243 221V225L242 224H239L237 225L235 223L234 227H233V223H231V219H234L235 222L239 221L241 219ZM86 218V219H84ZM190 218H191V221H190ZM199 218V219H198ZM237 218V219H236ZM183 219V220H181ZM218 219V220H216ZM229 219V220H228ZM228 220V221H227ZM88 221V222H87ZM186 221V225L184 224V222ZM197 221V222H196ZM92 222V221H91ZM200 222V223H198ZM210 222V224H209ZM213 222V223H212ZM229 222V224H228ZM251 222V223H250ZM178 223V224H179ZM194 223V225H193ZM231 223V224H230ZM91 224V223H90ZM185 225V227L183 225ZM206 224V225H205ZM263 224V225H262ZM187 225L189 227H187ZM191 225V226H190ZM205 225V226H204ZM215 225H217L215 227ZM241 225V227H240ZM246 225V226H245ZM252 225V227H251ZM200 226V227H199ZM208 226V227H207ZM224 226V227H223ZM239 226V229H244L245 231L244 232H247V234L245 236H241V235H236V236H233V234H231L230 230L232 231V227H233V232H236L237 231H241V230H238V227ZM245 226V227H244ZM195 227L197 229H195ZM207 228V232L204 231ZM210 227V228H209ZM229 227V228H228ZM179 228V227H178ZM192 228V230H191ZM201 229V230H198V229ZM218 228V229H217ZM220 228V229H219ZM226 228V229H225ZM254 228V229H253ZM213 229V230H212ZM228 229V230H227ZM69 230V229H67ZM104 230V231H103ZM156 230V228H155ZM186 230V231H185ZM188 230V231H187ZM212 230V231H211ZM216 230V231H215ZM224 230V231H223ZM259 230V231H258ZM98 233L97 235H100V238L99 236L95 239V238H91V234H87L85 233V235H83V232H76L74 233L72 230L71 231H67L64 233V235L62 236V239H60L61 237H59L60 240H58V237H51V238H48L49 241L51 242H55L56 244L54 243H51V244H54L52 245V247H50L49 249H47V253L45 254V250H41L40 251V254L38 255H35L33 253V251L29 248H25V249H21L19 251L18 256L12 252L11 254L8 255V252H5L3 250V259L0 261V264H15V262H17L16 264H77L78 261H82L84 262V258L81 253V256L75 254V253H78L80 254V251L81 249L84 248V250H86V248L88 249V247L90 246V244L93 243L94 240H97V239H100V241H102L103 239H114L117 238L116 236L113 237V234H109L107 235V232L109 233L110 230H105L104 228L100 231L99 229L97 230ZM99 231H100V234H99ZM106 231V232H105ZM200 231H204L206 234H200L199 232ZM230 233H229V232ZM45 233V231H43ZM69 232H71L72 235L69 234ZM73 232V233H72ZM87 232V231H86ZM102 232V234H101ZM105 232V233H104ZM157 233V235L155 233ZM201 232V233H202ZM215 232V233H214ZM176 235H174V234ZM199 233V235H198ZM220 233V234H218ZM238 233V232H236ZM251 233V234H250ZM255 233V234H254ZM69 234V235H68ZM192 235H195V236H191ZM209 234V235H208ZM214 234V235H213ZM217 234V235H216ZM228 234V235H227ZM230 234V235H229ZM250 234V235H249ZM259 234V235H258ZM12 241L13 242H23V243H26V241L28 240H31L29 239L28 237H26L25 239H20L18 236H15V234H12ZM111 235V237H110ZM151 235V236H150ZM174 235V237H172ZM257 235V236H255ZM145 236H146V240L145 239ZM154 236V237H153ZM157 236V237H156ZM178 236V237H177ZM198 236V237H197ZM211 236H214L213 238H211ZM224 236V238H223ZM228 236V237H227ZM241 236V237H240ZM10 237V236H9ZM9 237L7 239H9ZM65 237H69V238H65ZM84 237V239H83ZM108 237V238H107ZM128 237V239H127ZM130 237V238H129ZM151 237V238H150ZM177 237V238H176ZM181 237V238H180ZM187 237V238H186ZM193 239H191V238ZM209 237V238H208ZM216 237V238H215ZM221 237V238H219ZM231 237V238H230ZM233 237V238H232ZM14 238V239H13ZM91 238V239H89ZM131 238L133 240H131ZM150 238V239H149ZM180 238V239H179ZM186 238V239H185ZM195 238V239H194ZM201 238V239H200ZM205 238V239H204ZM210 240H208V239ZM215 238V240H214ZM219 238V239H218ZM238 238V239H237ZM240 238V239H239ZM52 239V240H50ZM55 239V240H54ZM68 239V240H67ZM79 239V240H78ZM87 239V240H86ZM94 239V240H93ZM122 241H119L121 240ZM126 241H125V240ZM148 239V240H147ZM155 239V240H152ZM173 239V240H172ZM175 239V240H174ZM186 242H184L185 240ZM188 239V240H187ZM192 241H191V240ZM201 240L202 241V244L201 242L198 240ZM213 239V240H212ZM217 239V240H216ZM224 239V241H223ZM230 239V240H229ZM233 239V241H231ZM244 239V240H243ZM253 239V240H252ZM6 240V239H5ZM23 240V241H22ZM103 240V241H104ZM136 240V243H141V244H138L136 245L134 241ZM138 240H140L139 242H137ZM143 240V241H141ZM182 240V241H181ZM205 240V241H204ZM247 240V241H246ZM248 240H251V241H248ZM58 241V242H56ZM60 241V242H59ZM83 241V242H82ZM92 241V242H90ZM107 241V240H106ZM146 241H147V244H146ZM150 245H149V243ZM151 241V242H150ZM173 241V242H172ZM177 241V242H176ZM178 241H179V244H178ZM189 241V242H188ZM195 241V242H194ZM229 241H231L232 243H230ZM68 242V243H67ZM83 243L86 247L83 246H80L81 243ZM85 242V243H84ZM130 244H129V243ZM154 242V243H153ZM171 242V244H170ZM194 244H192V243ZM222 242V243H221ZM241 242V243H240ZM243 242V244H242ZM59 243V244H58ZM62 243V244H61ZM135 244L133 246V244ZM144 243L147 245H144ZM152 243V244H151ZM185 243V245H184ZM191 243V244H190ZM196 243V244H195ZM200 243V244H199ZM230 243V244H229ZM235 243H237V245H235ZM252 244V245H248V244ZM78 244V245H77ZM143 244V245H142ZM173 244V245H172ZM176 244V246L174 245ZM218 244V245H217ZM225 244V246H223ZM239 244V245H238ZM242 246H241V245ZM245 244L247 246H245ZM57 245V246H56ZM77 245V246H76ZM88 245V247H87ZM128 245V246H127ZM132 245V246H131ZM141 247H140V246ZM169 245V246H168ZM172 245V246H171ZM189 245H192L189 247ZM203 245V246H202ZM230 245V246H229ZM235 245V246H234ZM263 247H262V246ZM74 246V247H73ZM80 246V247H79ZM119 246V247H117ZM140 247V250L138 249L137 251V248ZM144 246V247H143ZM149 246H150V249H149ZM174 246V247H173ZM202 246V247H201ZM206 246V247H205ZM210 249H209V247ZM217 246V247H216ZM223 246V248H222ZM228 246H229V249H228ZM233 246V247H232ZM238 246V247H237ZM244 246V247H243ZM253 246V247H251ZM83 247V248H82ZM91 247V246H90ZM89 247L88 250H91ZM123 247V248H122ZM128 247H129V250H128ZM135 247L136 250H135ZM168 247V248H167ZM173 247V248H172ZM185 247V248H184ZM216 247V248H215ZM243 249V252H240L242 249L239 250V248ZM56 248V249H55ZM74 250H73V249ZM77 248V249H75ZM125 248V249H124ZM127 248V249H126ZM134 248V250L132 249ZM142 248V249H141ZM144 248V249H143ZM149 250H148V249ZM184 248V249H183ZM198 248V250L196 251V249ZM206 248V249H205ZM226 248V249H225ZM231 248V249H230ZM233 248V249H232ZM263 248V249H262ZM54 250V251H51V250ZM108 249V250H107ZM110 249V250H109ZM147 249L146 251H143ZM170 250V251H167ZM203 249V250H201ZM213 249V250H212ZM215 249V250H214ZM248 249V250H247ZM252 249V250H251ZM258 249V250H259ZM143 252H142V251ZM172 250V251H171ZM200 250V251H199ZM222 250V251H221ZM229 253L230 251V254H228L227 252ZM235 250V251H233ZM239 250V251H238ZM260 250V251H261ZM22 251V253H21ZM24 251V253H23ZM77 251V252H76ZM126 251H131V252H126ZM135 251V252H134ZM137 251V252H136ZM141 251V252H140ZM175 251V252H174ZM205 251V252H204ZM206 251H210V252H206ZM256 251V250H255ZM52 252V253H50ZM68 252H71L70 254ZM73 252V253H72ZM146 252V253H145ZM149 252V253H148ZM170 254H168V253ZM249 252V253H248ZM67 253V254H66ZM125 253V254H124ZM130 253V254H129ZM145 253V254H143ZM205 253V254H204ZM211 253V254H210ZM218 253V254H217ZM222 253V254H221ZM225 253V254H224ZM236 256H235V254ZM23 254V255H22ZM44 254V256H43ZM64 254V255H63ZM127 254V255H126ZM133 254V255H132ZM142 254V256L140 255ZM191 254V255H190ZM197 254V255H195ZM221 254V256H220ZM228 254V255H227ZM240 257H239V255ZM22 255V256H20ZM76 255V256H74ZM107 255V256H106ZM104 257H101V261L100 260H97L95 263L96 264H102L104 263L106 260L108 262L109 258L107 253ZM124 255V256H123ZM126 255V256H125ZM135 255V256H134ZM137 255V256H136ZM147 255V256H146ZM152 255V256H151ZM193 255V256H192ZM202 255V256H201ZM234 255V258H236L237 260H233V256ZM69 259H68V257ZM72 256V257H71ZM74 256V257H73ZM133 256V257H131ZM140 256V257H139ZM144 256V257H143ZM192 256V258H191ZM195 256V258H194ZM198 256V257H197ZM200 256V257H199ZM219 256V257H218ZM224 256V258H223ZM229 256V258H227ZM18 257V259H16ZM20 257V258H19ZM22 257V258H21ZM58 257V258H57ZM137 257V258H136ZM142 257V258H141ZM166 257V258H165ZM170 257V258H168ZM221 257V258H220ZM263 257V258H262ZM25 261H24V259ZM35 258V259H34ZM39 258V259H38ZM73 258V260L76 262H73L70 261L71 259ZM82 260H81V259ZM107 258V259H106ZM122 258V259H121ZM133 258V259H132ZM140 258V260H138ZM144 258V259H143ZM148 258V259H147ZM150 258L152 261H150ZM198 258V259H197ZM226 258V259H225ZM240 258V259H239ZM242 258V259H241ZM15 259V260H14ZM22 259V260H21ZM58 259V260H57ZM64 259V260H63ZM67 259V261H65ZM136 259V260H135ZM146 259V260H145ZM154 259V260H153ZM192 259V260H191ZM230 259V260H228ZM31 260V261H30ZM34 260V261H33ZM36 260V261H35ZM39 260V261H37ZM53 260V261H52ZM63 260V261H61ZM78 260V261H77ZM117 259L115 261H118ZM125 260V261H126ZM138 260V261H137ZM203 261L202 263H200V261ZM221 260V262H220ZM226 260V261H223ZM247 260V261H246ZM47 261V262H46ZM49 261V262H48ZM58 261V262H57ZM65 261V262H64ZM70 261V262H69ZM100 261V262H99ZM124 261V262H125ZM141 261V262H140ZM145 263H144V262ZM167 261V262H166ZM22 262V263H21ZM27 262V263H26ZM54 262V263H53ZM56 262V263H55ZM67 262V263H66ZM73 262V263H71ZM99 262V263H98ZM152 262V263H151ZM165 262V263H164ZM199 262V263H198ZM223 262V263H222ZM78 264H81V263H78ZM85 264V263H84ZM191 264V263H190Z\"/></svg>","mask_w":264,"mask_h":264}]
</instances>
